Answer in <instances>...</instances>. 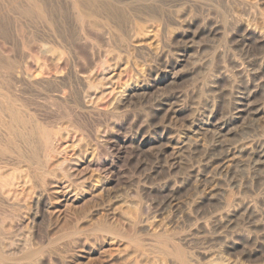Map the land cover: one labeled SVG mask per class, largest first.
<instances>
[{"label": "rangeland", "instance_id": "obj_1", "mask_svg": "<svg viewBox=\"0 0 264 264\" xmlns=\"http://www.w3.org/2000/svg\"><path fill=\"white\" fill-rule=\"evenodd\" d=\"M112 1H114V2H116L117 0H112ZM119 1H121V3L118 5V3H119ZM131 0H118V2H116L117 3V5H115V6H113L112 7V12L114 13V10H113V8L115 9V14H117V13H120L121 12V14L124 12V14L122 15L123 17H124V19H122L123 20V22H124V25L122 24L123 22H121L120 24L122 25V29H121V31L123 32V34H124V38L122 37V39H112L111 38V36H110V34H108V31L109 30H107V28H109V27H107V26H105V27H102V28H104L105 29V31L102 33V35H100V34H98L96 31H93V30H90V31H86V30H84L83 31V33L80 35V30L79 31H77V28L78 27H76V23H74L75 21H71V16H70V14H69V9H70V6H69V9L68 8H63V7H65L66 6V4L65 5H63V2H61V0H50V7H49V9H51V13L55 16H53V18H54V23L52 24V26L51 25H49V26H47V25H45V24H43L42 22H37V19H35V22H37V23H35L33 20L34 19H32V20H28L27 21V23L26 24H29V25H26V26H32V27H30V29L29 28H26V27H24V31L22 30V32H18V31H16V33H15V30H17L16 28V22H14V18L13 17H10L11 15H3V16H1L0 17V34H3L4 36L6 35V39H9V40H6V42H11V44H12V42L13 43H16V45H14L13 44V46H11V48H12V60H10L11 62H13V63H15V59H16V57H18L16 60L18 61L19 60V62H23V64H24V62H25V64H26V62L28 63V62H30V60H33L34 61V59L36 60L35 62H39L38 64L40 65L41 64V66H46L48 63H50V61H47L46 60V58H47V55L45 54V53H43L40 49H36V48H33V47H35V45H38V46H40L41 45V43L42 44H47V45H51V47H53L54 45V47L55 48H60V49H63V51H61L62 52V54H63V52H64V54H63V58H62V65H61V68H60V70H59V68H57L56 69V67L55 68H53V75H55L56 73V75H58V73L61 71V70H63L64 68H63V66L65 67V69H64V71H62V72H64V73H66V74H63L64 75V77H65V75H66V78L67 79H64L63 77H62V75H61V78L62 79H60L59 77H60V74H62L61 72L59 73V77L57 76L56 77V79L54 78V80H52V82L51 83H49V86H51V85H53V86H51V87H48V88H54L55 90H58V89H60V88H62V86H69L70 87V90L71 91H69V89H67L66 87H63V88H66L69 92H70V96H71V98L73 97V93L72 92H74V89H77L75 92H74V99L72 98V99H68L67 101L66 100H64V101H62L61 103H60V107H59V105H57L58 104V100H54V103L53 104H50V105H53L49 110L54 114V115H52V114H50L51 112L49 111V112H47V113H49L50 115L47 117L46 115H48V114H46L45 112L46 111H44V110H46V109H43V108H45L44 106H42L40 103V101H42V99L40 98V95H41V97H42V94L41 93H43V91L44 90H41L43 87L42 86H39L38 87V89H37V87H35V86H33V85H29L28 87L30 88V87H33V88H30L31 89V91H30V89L29 88H27V86L25 87V90H26V94H28L27 96H25L26 94L24 93H22L23 95H24V97L25 98H27L26 100H25V98L23 97V95H22V99H20L21 101H30V100H35L36 99V101L38 100L39 101V103H38V101L37 102H35V101H33L34 103H35V105H33V104H31L30 102V105H33L32 106V108L34 109V107H36V110L38 109V111H39V109H40V111L42 110V112L44 111V113H45V116L42 114V113H40V111L38 112V111H36L37 112V114H39L38 115V117L40 116V118H42L43 116H44V118L45 119H47V120H51V121H49L50 123L52 122V124H55L56 125V128H58V126H59V130H60V132H59V130L58 129H52V127L54 126L55 127V125H53L52 126V124L50 125L51 127H50V129H52V131L54 130V131H56L57 132V137H59V136H61V139H57V142H56V151L55 152H53L52 153V155H51V161L49 162V164H51V166L50 165H48V167L50 166V168L52 167V169L54 168V169H56V167H54V162L58 165V162H59V165H58V167H57V169L58 168H60V164H62V166H63V164H66L67 165V163H69L70 162V164H69V166L67 165H64L62 168H60V169H63L64 171H67V170H65V169H68V171H67V174H68V172H69V174H70V177H66V179L71 183V184H73V183H76V184H73V186L74 187H77L79 190L80 189H82V190H80L81 192H79V190H78V193L79 194H76L75 192H73L72 191V195H71V192L68 194V197L71 199V200H69V201H67V203L66 202H64V201H66V200H63L62 202H61V205H60V209L62 208V210H61V213H60V215H59V217L58 218H56L57 216H54V215H51V214H49L46 210H45V208H44V210H42L41 209V211H43V212H41L40 210H39V212H38V215L37 216H34L33 217V215L31 216V219L29 218L28 219V217L30 216V210L28 209V206H27V204L26 203H23V201H22V198L23 199H25L24 197H22L21 198V201L22 202H20V200H15L14 202H16L17 201V203H15V204H13V203H10L9 204V206H11L12 204L14 205V206H16L17 204H18V206H16V207H14L13 205L11 206V207H8V205L7 204H5V203H3L4 205H6L7 207H5V206H2L3 204L1 203V208H0V216L1 217H3V216H5V219H6V215H8L9 213H12L13 215L15 214L14 212H16V215H14V216H11L12 214H9L10 216H11V218L13 219V217L18 221H16L15 222V225H14V221L13 220H15V219H13L12 221H13V224H11L12 222H10V224H11V230H12V227L13 226H15V227H13L14 229H16L15 231H14V229L12 230V231H14L13 233H15L14 235V238L16 239V237L19 235V234H21L20 236H21V238L23 237V238H25V236L26 237H29V236H31L32 238H26V240H23V238L21 239L19 236V239H21L20 241L22 242V241H28V239H29V243L31 244V241H33V244L34 243H37V246H36V244L34 245V246H36V248L38 247V245H39V247H40V250H41V252L42 251H44L42 254L44 255H42V258H44L45 260H44V264H49L50 262H51V264H107L108 262L109 263H112V262H114V264H115V261H116V264L118 263V262H120V263H122V264H131L132 262H133V260H134V263L135 264H143V262L144 261H146L144 264H147V259L146 258H149V257H152L153 256V253L152 252H154V255L157 257V260L159 261V262H161V264L163 263V264H165L162 260H164L165 262H167V261H169V263H170V259H168V255L166 254V258L164 257V259H163V254H160L159 255V253H160V249H159V247L160 248H166V249H169L168 251V253L170 254L169 256L170 257H172V259H171V263L170 264H175L176 262H178L177 264H181V261L179 260V258L181 259V257H183V259H185L186 261H188V263L190 264L191 262L193 263V264H196V263H200V264H213V263H215V264H221V262H223V261H221V260H228V261H225V262H223V263H227V264H231V263H233L234 264V262H233V259H232V261H230L229 262V258H234V261H236V257H237V262H235V264L237 263V264H241V262L243 263V262H245V263H243V264H264V207L262 208V206H264V164H262V162L260 161V159H258V160H255V159H257V157H259L258 156V153L256 152L258 149L257 148H259V149H261L259 146H261V147H263V149H264V93L263 92H260V94L261 95H263L262 97H261V95L259 96V94L256 96V98H251V99H245L244 98V100L245 101H243L242 103L243 104H245V105H248L247 107H240V108H238L239 107V104H240V102H238V98L240 97L239 96V94H240V92L239 91H237L238 89H240V86H241V84H238V83H240V76H238L239 74L238 73H236L237 71L234 69L233 70V67H232V65L230 64V60L232 59V58H234V59H236L238 62H239V68H240V66H241V70L242 71H244L245 73H246V75H248V74H250L251 72H252V66L254 65L255 66V64L257 65V66H259V68L260 69H262L260 72L263 74V77H264V54H262L263 53V51H264V49H262L261 50V48H263L264 47V45H262V43H260V42H256L257 41V37L256 36H254V33H256L257 32V34H261V32H262V34H264V30L262 31L261 29H264V8L262 9V7L263 6H259L260 8H258L256 5V3L257 2H261V1H264V0H257V1H255V0H253V1H255V2H253V3H250L248 0H246L245 1V4H243V1L241 2L240 0H234V7L236 6L235 4H237L238 6H236L235 8L234 7H232L233 5H232V2H233V0H231L232 2H230L229 0H227L226 1V3L229 1L230 2V7H228V5H229V2L227 3V5H226V3H224L225 2V0H222V2L226 5L225 7H227V8H224V4L223 3H219V2H221V0L219 1V0H215V1H213V0H209V1H207V0H189L190 1V4H189V1L188 0H163V3L165 4V6H164V4H162V3H158V2H162V0H154V1H150L149 3L148 2H146L145 0H132V2L133 3H137V4H133L132 2H130ZM140 1V2H139ZM179 1H181V2H179ZM188 1V2H187ZM191 1H192V3H191ZM194 1V2H193ZM205 1V2H204ZM212 1V2H211ZM236 1L238 2H240L241 4H243V5H241L239 2L238 3H236ZM53 2V3H52ZM56 2V3H55ZM125 2H126V4H125ZM151 2H153L152 4H150ZM154 2H155V4H154ZM168 2H170L171 4H172V6L170 7V3H168ZM178 4H177V3ZM213 2H215V3H213ZM247 2V3H246ZM61 3V4H60ZM133 4V5H131V4ZM140 3V4H139ZM194 3V4H193ZM205 3V4H204ZM209 3V4H208ZM100 4V3H99ZM102 4H104V2H101V5ZM127 5V4H129V6L127 5V6H123L122 8H120L121 6L120 5ZM142 4V6L140 7V5ZM146 4V6H143V5H145ZM168 4H170V5H168ZM176 4V5H175ZM183 4V5H182ZM190 5L189 7H188V5ZM200 4V5H199ZM202 4L204 5V6H202ZM210 4H212V5H210ZM214 4L216 5L217 4V6H214ZM241 5V7H240V5ZM247 4H248V6L250 7H248L247 6ZM253 6H252V5ZM254 4H255V6H254ZM260 4H262V2L260 3ZM56 5H57V8H56ZM150 5L151 6V8L149 7L148 8V6ZM153 5V6H152ZM159 5V6H158ZM163 5V6H162ZM167 5V6H166ZM194 5V7H191V6H193ZM198 5V6H197ZM207 5V6H206ZM219 5V6H218ZM221 5H223L222 7H221ZM244 5H246V7L244 6ZM132 6V7H131ZM133 6H135V7H133ZM138 6H139V8H138ZM154 6H156L155 8H154ZM176 6H178V7H176ZM199 6H201L200 8H199ZM245 7V9L243 8V7ZM52 7V8H51ZM66 7H68V5L66 6ZM125 7V8H124ZM144 7L146 8H148V9H150V10H148L147 8H146V11H145V9H144ZM173 7V8H172ZM180 7H183V8H180ZM187 7L189 8V10H187ZM197 7V8H196ZM207 7V8H206ZM210 7H213V8H210ZM216 7V8H215ZM217 7H219L218 9H217ZM232 7V9H230ZM237 7H238V9H237ZM240 7V8H239ZM254 7V9L258 12V14H259V18H261L260 20L258 19V14H257V12L256 11H254L252 8ZM119 8V9H118ZM128 8L130 9V11L128 10ZM133 8V9H132ZM139 9V10H135V9ZM154 8V9H153ZM163 8H164V10H163ZM167 8H170V9H167ZM175 8H177V10H175ZM206 8V9H205ZM220 8H222V9H220ZM234 8V9H233ZM66 9H67V11H66ZM120 10V11H118V10ZM144 9V10H143ZM160 9V10H159ZM172 9V10H171ZM178 9H181V10H178ZM191 9H193V11L191 10ZM197 9V10H196ZM198 9H200V10H198ZM204 9V10H203ZM208 9V10H207ZM212 9V10H211ZM225 9H228V10H235V9H237V11H239V13L236 11H231L232 13V15L234 14V13H236L235 15H242V13H243V15L244 16H241V18L239 17V16H235V18H233L232 19V15H230V11H228V10H226V16H225V12H220V11H225ZM240 9V10H239ZM243 11H242V10ZM250 10L249 11V13H250V16L248 15V10ZM260 9V10H259ZM262 9V10H261ZM54 10V11H53ZM125 10H126V13H125ZM128 10V11H127ZM135 10V11H134ZM142 10V11H141ZM152 10V12L151 13H149L150 11ZM154 10H158L157 12H155ZM171 10V11H170ZM184 10L185 11H187V12H184ZM136 11H138V13L136 12ZM161 13H160V12ZM166 11H168V12H166ZM183 11V12H182ZM197 11V12H196ZM210 11V12H209ZM216 11H218V12H220V13H218V14H216V17L215 18H211V17H213V16H215V12ZM244 11L246 12V14L244 13ZM262 11V12H261ZM57 12V13H56ZM127 12H129V13H127ZM134 12H135V14H134ZM141 12H144V14L143 13H141ZM196 12V14L195 15H198V16H195L194 15V13ZM207 12V13H206ZM214 12V13H213ZM234 12V13H233ZM254 12H256V13H254ZM55 13V14H54ZM132 13V14H131ZM141 13V14H140ZM149 13V15L150 16H148L147 14ZM153 13V14H152ZM156 14V16H154L155 14ZM161 14V15H159L158 16V14ZM164 13H166V14H164ZM200 13V14H199ZM210 13H211V17H210ZM212 13H213V16H212ZM223 13V14H222ZM57 14H58V16H57ZM68 14V15H67ZM128 14V18L127 19H129L130 18V14L132 15L131 17H133L132 19L134 20V18H135V20H136V23H139L140 22V19H142L141 21L143 22V21H145V20H147L146 22H140L139 24L143 27V29H147V28H149V29H147L146 31H153L154 29H155V27L157 28V27H160L159 29L160 30H158V28L157 29H155V31H159V34H160V36H159V43L157 44V48H160L158 51H157V54H155V55H152L151 53H149V52H152V51H149L148 49H133L132 48V50H131V47H132V45H131V47L129 46L131 43H130V40H128V36L130 35V33L129 34H127L128 32H131V31H129V29H131V24L132 23H130V20H131V18H130V20H128L127 21V19H126V21H125V18H126V15ZM137 14H139V15H137ZM164 14V15H163ZM180 14V15H179ZM184 14V15H183ZM192 14H193V18H192ZM205 14H209V17H207L208 15H205ZM66 15V16H65ZM137 15V17H134V16H136ZM172 15V16H171ZM186 15V16H185ZM199 15H200V17H199ZM203 15H205V16H203ZM218 15V16H217ZM222 15V16H221ZM230 15V17H228ZM245 15H246V18L247 19H244L245 18ZM251 15H254L253 17L254 18H252V16ZM158 16V17H157ZM167 16V17H166ZM187 16H189L188 18H187ZM191 16V17H190ZM256 16H257V18H256ZM9 17V18H8ZM65 17V18H64ZM140 17V18H139ZM157 17V18H156ZM178 17V18H177ZM184 17V18H183ZM197 17V18H196ZM208 18V19H206V18ZM220 17V18H219ZM222 17H224L225 19L223 20V18ZM234 17V16H233ZM238 18V20L239 19H244V20H247V21H251V20H256L255 22H258V23H255L254 22V24L255 25H253V22H251V23H245V22H247V21H245V22H240L241 20H237V18ZM244 17V18H243ZM249 17V18H248ZM2 18V19H1ZM6 18V19H5ZM11 18H12V21H13V23L11 22ZM62 18H64V19H62ZM145 20H144V19ZM173 19V21H171L172 19ZM180 18V19H179ZM182 18H183V21H180V23L178 24V20H182ZM199 18V19H198ZM217 18V19H216ZM227 18H228V20H227ZM252 18V19H251ZM154 19H155V21H154ZM160 19H162V20H160ZM186 19V20H185ZM204 19H206L205 21H204ZM210 19V20H209ZM213 19H215V21L213 20ZM219 19V20H218ZM233 21H232V20ZM251 19V20H250ZM9 20V21H8ZM74 20V19H73ZM132 20V21H133ZM153 20V21H152ZM185 20V21H184ZM212 21V22H215V25H217L218 27H220V29H219V31H214V30H212V27H210V26H207V28L206 29H201L200 30V28H198V26L197 25H193L192 26V28H191V30L192 31H190V30H186V29H184L182 26V24H184L183 22H187V21H198L200 24H203V25H205L204 23H206L207 21ZM227 20V21H226ZM229 20H231L230 21V23H229ZM235 20V21H234ZM244 20H242V21H244ZM257 20H259V21H257ZM29 21H31V22H33V23H30ZM56 21V22H55ZM66 21V22H65ZM218 21V22H217ZM221 22V25H223V26H221L220 25V22ZM224 21H226V22H224ZM9 22V23H8ZM29 22V23H28ZM128 22H129V24H128ZM169 24H168V23ZM238 22V23H237ZM239 22H240V24H239ZM6 25H5V24ZM12 23V24H11ZM15 23V24H14ZM35 23V24H34ZM57 23V24H56ZM60 23V24H59ZM127 23V24H126ZM142 23V24H141ZM152 23V24H151ZM157 24V26L155 25V24ZM159 23H161V24H159ZM167 23V24H166ZM172 23V24H171ZM219 23V24H218ZM223 23V24H222ZM232 23V24H231ZM260 23H261V25H260ZM2 24V25H1ZM4 24V25H3ZM37 24V25H36ZM41 24V25H40ZM44 26H43V25ZM65 24V25H64ZM67 24V25H66ZM159 24V25H158ZM162 24H165L166 25V27H165V25H162ZM226 24H228L229 26H231V27H229V28H227V26H225ZM244 24L245 25H248V26H244ZM257 24H258V26L259 27H261V28H259V27H257ZM36 27H35V26ZM40 27H39V26ZM69 25V26H68ZM162 25V26H161ZM172 25V26H171ZM174 25H176V26H174ZM179 25H181V26H179ZM242 25V26H241ZM255 26L254 28H253V26ZM7 26H9V27H7ZM41 26H42V28H41ZM46 26V27H45ZM51 26V27H50ZM53 26H54V28H53ZM69 28H68V27ZM73 26V27H72ZM125 26H127L128 27V30H127V27L126 28H124ZM151 26H152V28H153V30L152 29H150L151 28ZM155 26V27H154ZM195 26H196V28H195ZM240 26H241V28H240ZM244 26V27H243ZM15 27V28H14ZM208 27H210V29L208 30ZM241 29V30H243V31H241L239 28ZM263 27V28H262ZM40 28V29H39ZM48 28H50V29H48ZM53 28V29H52ZM56 28V29H55ZM61 28H64L63 30L61 29ZM68 28V29H67ZM101 28V29H102ZM165 30H167V31H165ZM252 28V29H251ZM256 28V29H255ZM13 29V30H12ZM25 29H27V31L25 30ZM33 29H35V30H33ZM46 29H48L49 30V32H50V30H51V32L49 33L48 32V30H46ZM125 29V30H124ZM162 29V30H161ZM178 29V30H177ZM181 29H182V31L183 32H181ZM190 29V28H189ZM226 29L228 30V32L226 31ZM234 29H236V30H234ZM238 29V30H237ZM244 29H245V31H244ZM47 31V32H45V31ZM54 30V31H53ZM61 30V31H60ZM66 30V31H65ZM75 30V32L77 31V32H79L78 34H77V32L75 33V32H73L72 33V31H74ZM195 30V31H194ZM197 30V31H196ZM202 31L204 34H202V32H200V31ZM207 30H208V33H207ZM225 30V31H224ZM256 30V31H255ZM3 31V32H2ZM14 31V32H13ZM34 31V32H33ZM39 31V32H38ZM53 31V32H52ZM107 31V32H106ZM125 31V32H124ZM166 32V34H165V32ZM234 31V32H233ZM242 32V33H237V32ZM255 31V32H254ZM25 32H27V33H25ZM57 32V33H56ZM88 32V33H87ZM90 32V33H89ZM173 34H172V33ZM194 32H195V35H194ZM214 32V33H213ZM244 32V33H243ZM250 32V33H249ZM260 32V33H259ZM8 33V34H7ZM12 33V34H11ZM32 33V34H31ZM62 33V34H61ZM106 33V35H104ZM163 33V34H162ZM198 33V34H197ZM252 33H253V35H252ZM18 34H19V36H18ZM20 34H21V36H20ZM24 34V35H23ZM29 34H30V36H29ZM62 36H61V35ZM63 34H65V35H63ZM90 36V38H88L89 36ZM187 34V35H186ZM202 34V35H201ZM209 34V35H208ZM217 34V35H216ZM222 34V35H221ZM227 34V35H226ZM229 34H231V37L229 36ZM239 34H241V35H239ZM251 34V35H250ZM9 35H11V36H9ZM26 35V36H25ZM40 35V36H39ZM42 35V36H41ZM49 35V36H48ZM69 35V36H68ZM86 35V36H85ZM109 35V36H108ZM125 35H127V36H125ZM163 35V36H162ZM168 35V36H167ZM170 35H172L171 36V39L173 40V41H171V39H170ZM193 35V36H192ZM208 35V36H207ZM211 35V36H210ZM233 35V36H232ZM57 38H56V37ZM59 36V37H58ZM72 36V37H71ZM76 36L77 37H82V39H84V40H82L81 38H80V40L78 41V39L76 38ZM162 36V37H161ZM166 36V37H165ZM184 36V37H183ZM187 36V37H186ZM204 36H206V37H204ZM216 36V37H215ZM10 37V38H9ZM18 37V38H17ZM19 37L22 39L23 38V43H21V42H19V41H21V39L19 40ZM36 37V38H35ZM39 37V38H38ZM63 37V38H62ZM74 37V38H73ZM86 37H87V39H86ZM100 37V38H99ZM109 38V41H108V39H105V38ZM127 37V38H126ZM165 37V38H164ZM169 37V38H168ZM175 37V38H174ZM211 37H213V38H211ZM218 37V38H217ZM221 37V38H220ZM233 37V38H232ZM235 37V38H234ZM240 37V38H239ZM247 37H254L253 38V40H250V38H247ZM31 39V41L32 42H30V39ZM41 38V39H40ZM48 38V39H47ZM50 38V39H49ZM56 38V39H55ZM92 38V39H91ZM111 38V39H110ZM160 38H162V40L160 39ZM246 38V39H245ZM251 38V39H252ZM15 39V40H14ZM25 39V40H24ZM46 39L48 40V41H46ZM52 39V40H51ZM88 39H89V43L88 42H84V41H88ZM171 41H169V40ZM181 39V40H180ZM211 39V40H210ZM230 39V40H229ZM242 39H243V41H242ZM68 40V41H67ZM103 40H105V41H103ZM108 42H107V41ZM110 40H111V42H110ZM117 40H118V42H120V43H118L117 42ZM126 40V41H125ZM177 40V41H176ZM235 40V41H234ZM245 40V41H244ZM256 40V41H255ZM36 41V42H35ZM50 41V42H49ZM54 41V42H53ZM56 41V42H55ZM59 41V42H58ZM72 41V42H71ZM83 41V42H82ZM92 41V42H91ZM122 41V42H121ZM132 41V40H131ZM175 41V42H174ZM193 41V42H192ZM231 41V42H230ZM237 41V42H236ZM251 41H253V42H251ZM10 42L9 43H7L9 46H10ZM19 42V43H18ZM24 42H25V46H23L24 45ZM53 42V43H52ZM107 42V43H106ZM162 42H163V44H166V45H163L162 44ZM181 42H182V44H181ZM234 42V43H233ZM38 43V44H37ZM50 43V44H49ZM73 43V44H72ZM82 43H84V44H82ZM100 43V44H99ZM118 43V44H117ZM124 43H126V44H124ZM185 43V44H184ZM193 45H192V44ZM210 43V44H209ZM246 45H245V44ZM253 43H254V45H256V46H254L253 45ZM23 44V45H22ZM57 44H59V45H57ZM69 44V45H68ZM107 44H108V46H107ZM111 44V45H110ZM113 44H117V46H120V47H117V46H115L114 47V45ZM124 44V46L125 45H127V46H125V47H127V48H125V50L127 51V53H125L126 51L123 49V47H122V45ZM189 44V45H188ZM191 44V45H190ZM204 44V45H203ZM250 44H251V46H250ZM260 45V47H258L259 45ZM21 45V46H20ZM66 45V46H65ZM95 45H96V47H95ZM158 45H160V46H158ZM197 45V46H196ZM237 45V46H236ZM17 46H19V48H17ZM23 46V47H22ZM58 46V47H57ZM94 46V47H93ZM105 46V47H104ZM164 46V47H163ZM169 46V47H168ZM186 46H187V48H186ZM13 47L15 48V49H13ZM31 47V48H30ZM68 47V48H67ZM91 47V48H90ZM99 47V48H98ZM101 47V48H100ZM166 47H168L167 48V50H166ZM194 47V48H193ZM209 47V49H207ZM223 47V48H222ZM229 47V48H228ZM234 47V48H233ZM244 47V48H243ZM254 47H256L257 48V50H256V48H254ZM22 48V49H21ZM23 48L25 49H27L26 50V52L23 50ZM73 48V49H72ZM103 48H105V49H103ZM120 48H122V49H120ZM170 48V49H169ZM214 48V49H213ZM237 48H239V49H237ZM243 48V49H242ZM258 48L262 51V53H261V51L259 50L258 51ZM17 49V50H16ZM28 49H29V51H28ZM70 49V50H69ZM98 49V50H97ZM103 49V50H102ZM108 49V50H107ZM165 49V50H164ZM174 49V50H173ZM178 49V50H177ZM183 49V50H182ZM205 49V50H204ZM235 49H237L236 51H235ZM247 49V50H246ZM14 50V51H13ZM59 50V49H58ZM92 50V51H91ZM94 50V51H93ZM97 50V51H96ZM130 50H131V52L132 53H130ZM138 52H137V51ZM143 50V51H142ZM180 50H181V52H180ZM219 50V51H218ZM245 50V51H244ZM23 53H22V52ZM83 51V52H82ZM124 53H122V52ZM125 51V52H124ZM146 51L148 52V53H146ZM170 51H171V53H170ZM176 51V52H175ZM177 51H178V53H177ZM195 51V52H194ZM205 51H207V52H205ZM238 51V52H237ZM247 51V52H246ZM250 51V52H249ZM112 52V53H111ZM121 52V53H120ZM129 52V53H128ZM137 52V53H136ZM142 54H141V53ZM145 52V53H144ZM161 52V54L163 53L165 56H167V59H168V63L167 64H163L162 62H159L158 61V55H159V53ZM175 52V54H173ZM193 52H194V54H193ZM15 53V54H14ZM65 53H66V59H65ZM110 53V54H109ZM114 53V54H113ZM119 53V54H118ZM166 53V54H165ZM180 53V54H179ZM197 53V54H196ZM204 53V54H203ZM206 53L208 54V55H206ZM210 53V54H209ZM238 53V54H237ZM246 53V54H245ZM262 55H261V54ZM71 56H70V55ZM120 55V56H118V55ZM123 54V55H122ZM126 54V55H125ZM132 54V55H131ZM141 54V55H140ZM147 54H149V55H147ZM150 54H151V56H150ZM170 56H169V55ZM185 54V55H184ZM261 55V57H260V55ZM14 55V56H13ZM16 55V56H15ZM25 55V56H24ZM28 55V56H27ZM32 55V56H31ZM83 55V56H82ZM97 55H99V56H97ZM117 55V56H116ZM122 55V56H121ZM145 55V56H144ZM174 55V56H173ZM179 55V56H178ZM195 55V56H194ZM205 55V56H204ZM30 56V57H29ZM76 56V57H75ZM78 56V57H77ZM176 56V57H175ZM246 56V57H245ZM257 58H256V57ZM14 57V58H13ZM19 57H20V59H19ZM33 57V58H32ZM73 57H74V59H73ZM90 57V58H89ZM121 57H123V58H121ZM125 57V58H124ZM126 57H127V61H128V63H127V66L125 65L126 63L124 62V60L126 61ZM139 57V58H138ZM142 57V58H141ZM156 57H157V59H156ZM178 57V58H177ZM180 57L182 58V59H180ZM212 57V58H211ZM221 57V58H220ZM224 57V58H223ZM232 57V58H231ZM263 57V58H262ZM25 59V60H27V61H23V59ZM68 58V59H67ZM98 58V59H97ZM147 58H149L148 60H147ZM153 58V59H152ZM172 58V59H171ZM190 58V59H189ZM220 60V61H218V59ZM229 58V59H228ZM231 58V59H230ZM254 58H256V59H253ZM262 58V59H261ZM3 59H5V56H4V58ZM64 59L65 60H68V63H67V61L65 62L64 61ZM134 61H133V60ZM154 59H155V62H156V64H155V62H153L154 61ZM198 59V60H197ZM204 61H203V60ZM211 59H213V60H211ZM228 59V60H227ZM245 59V60H244ZM258 59V60H257ZM259 59H260V61H259ZM47 62H46V61ZM72 60V61H71ZM93 60V61H92ZM104 60V61H103ZM118 60H121V61H119V63H118ZM150 60H151V62H150ZM171 60V61H170ZM173 60V61H172ZM209 60V61H208ZM249 60V61H248ZM91 61V62H90ZM95 61H97V62H95ZM100 61V62H99ZM125 63H123V62ZM126 61V62H127ZM149 61V62H148ZM222 61V62H221ZM228 61H229V64H228ZM247 61V62H246ZM253 61V62H252ZM256 61V62H255ZM44 62H45V65H44ZM81 62H83V63H81ZM95 62V63H94ZM102 62V63H101ZM107 62V63H106ZM116 62H117V64H116ZM122 63V65H120L121 63ZM131 62V63H130ZM141 62V63H140ZM206 62H209V63H207L206 64ZM217 62H219L218 64H217ZM220 62H221V64H220ZM227 62V63H226ZM248 62H249V64H248ZM252 62V63H251ZM43 63V64H42ZM64 63V64H63ZM68 65H67V64ZM74 63V64H73ZM87 63H90V64H87ZM139 63V64H138ZM159 63V64H158ZM191 63V64H190ZM206 65H205V64ZM242 63V64H241ZM254 63V64H253ZM51 64V63H50ZM50 64H48L49 66H51ZM110 64V65H109ZM133 64V65H132ZM136 66H135V65ZM141 64V65H140ZM162 64V65H161ZM189 64V65H188ZM209 64V65H208ZM247 66H246V65ZM252 64V65H251ZM78 65V66H77ZM112 65H115V66H112ZM124 65V66H123ZM138 65V66H137ZM159 65V66H158ZM166 65V66H165ZM222 65V66H221ZM224 65V66H223ZM231 65V66H230ZM251 65V66H250ZM68 66V67H67ZM74 66V67H73ZM82 66V67H81ZM90 66V67H89ZM105 66V67H104ZM109 66H111L110 68H108ZM200 66V67H199ZM207 66V67H206ZM244 66V67H243ZM77 67V68H76ZM105 68V70H107V68H108V71H104L103 72V70H104V68ZM107 67V68H106ZM120 67V68H119ZM122 67H126L125 69H122ZM127 67H129V69H127ZM136 67H139V68H141L142 67V69H144L145 67H146V69L145 70H147V68L148 69H152V71L154 72L153 74H152V77L151 76H149V75H146V76H144V77H141V79L139 80V77H135V76H137V74H136ZM205 67V68H204ZM231 68V69H229V68ZM251 67V68H250ZM67 68V69H66ZM71 68V69H70ZM98 68V69H97ZM184 68V69H183ZM204 68V69H203ZM207 68V69H206ZM244 68V69H243ZM54 69L55 70H59L58 72H54ZM78 69V70H77ZM120 69V70H119ZM122 69V70H121ZM130 69H131V71H130ZM155 69V70H154ZM166 69V70H165ZM188 69H189V71H188ZM195 69V70H194ZM199 69V71H197ZM219 69H221V71L219 70ZM251 71L250 73H249V70ZM87 70V71H86ZM96 70H99V72L98 71H96ZM116 71V73H115V71ZM124 70V71H123ZM157 70V71H156ZM204 70V71H203ZM219 70V71H218ZM120 71V72H119ZM168 71V72H167ZM196 71V72H195ZM214 71H216V72H214ZM219 73H218V72ZM229 71V72H228ZM71 74H70V73ZM75 74H74V73ZM77 72V73H76ZM91 72V73H90ZM95 72H97V73H95ZM101 72V73H100ZM103 72V73H102ZM123 72V73H122ZM126 72H127V74H126ZM135 72V73H134ZM211 72V73H210ZM227 72V73H226ZM79 73H80V76H79ZM90 74L92 77H94L95 78V76L94 75H96V78H95V80H94V78H93V82L94 81H97L98 83H101L102 84V86H103V84H104V82H105V84H106V86H104V87H102V86H100V84H98L97 82H95V84L92 82V80H91V82H92V84H94L93 86H95L96 87V85L98 84L100 87L98 88V89H94L95 90V93H94V90L92 89V90H89V91H87L88 89L87 88H89L88 86H85V85H87L85 82H84V80H83V77L85 76V74ZM100 73V74H99ZM122 74V76L121 75H118V74ZM129 73V74H128ZM195 73V74H194ZM198 73V74H197ZM69 74V75H68ZM73 74H74V77H73ZM84 74V76H82ZM88 74V75H89ZM94 74V75H93ZM216 74H218V75H216ZM222 74H224V75H227L228 77H229V75H231L230 77H229V80H227V81H229V82H227V81H225L224 80V82H222L223 81V79L222 78H220L221 77V75ZM262 74H261V77H262ZM99 75H102V77L100 76L99 78H98V76ZM116 75H118L119 76V78L118 77H116ZM124 75V76H123ZM129 77H127V76ZM198 75V77L196 78V76ZM212 75V76H211ZM82 76V77H81ZM111 76V77H110ZM133 76V77H132ZM194 78H193V77ZM219 78H218V77ZM239 77V79H238V77ZM250 76V75H249ZM70 77H72V78H70ZM121 77V78H120ZM131 77V78H130ZM149 77V78H148ZM232 77V78H231ZM258 77H260V76H258ZM258 77L255 79V80H258V81H256L257 82V85H260V87L261 86H264V78L262 79L261 77V80H260V78L258 79ZM78 78V79H77ZM112 79V83H110V82H107V81H111V79ZM123 78V79H122ZM124 78H125V80H124ZM217 78V79H216ZM57 79L59 80H63V82L61 81L60 82V80L59 81H57ZM71 79V80H70ZM73 79H74V81H73ZM97 79H99V80H97ZM106 81H105V80ZM110 79V80H109ZM115 79V80H114ZM118 81H117V80ZM131 79V80H130ZM138 79V80H137ZM193 79V80H192ZM213 79H214V81H215V83L217 84H212V83H214V81H213ZM79 82H78V81ZM100 80H101V82H100ZM103 80V81H102ZM123 82H122V81ZM128 80H130L129 81V83L127 82ZM133 80V81H132ZM136 80V81H135ZM239 82H238V81ZM53 81H54V83H53ZM57 81V82H56ZM64 81H66V82H64ZM69 81V82H68ZM75 81H77V82H75ZM85 83H83V82ZM138 81V82H137ZM142 81V82H141ZM175 81V82H174ZM213 81V82H212ZM232 81V82H231ZM72 82V83H71ZM75 82V83H74ZM103 82V83H102ZM118 82V83H117ZM135 82V83H134ZM146 82V83H145ZM174 82V83H173ZM220 82V83H219ZM227 82V83H226ZM256 82H254V83H256ZM60 83V84H59ZM63 85H62V84ZM79 83V84H78ZM83 83V84H82ZM107 83H110L109 85L107 84ZM123 85H122V84ZM125 83H126V85H125ZM137 83V84H136ZM142 83V84H141ZM194 83V84H193ZM56 84H58V85H56ZM67 84H70V85H72L73 86V88L70 86V85H67ZM76 84V85H75ZM104 84V85H105ZM221 84H223V85H221ZM230 84V85H229ZM56 85V86H55ZM77 85H78V87H77ZM82 85V86H81ZM97 85V86H98ZM111 85V86H110ZM116 85V86H115ZM124 86V87H126L127 88V92H125L126 91V88H123L122 86ZM128 85H129V87H128ZM131 85L133 86V88L131 87ZM136 85V86H135ZM141 87H140V86ZM226 85V86H225ZM75 86V87H74ZM81 86V87H80ZM84 86V87H83ZM212 86V87H211ZM217 86H218V88H217ZM223 86L225 87V88H223ZM237 86V87H236ZM58 89H57V88ZM77 87V88H76ZM85 89V87H86V89L84 90L83 88ZM115 87V88H114ZM124 89H122V88ZM137 87V88H136ZM210 87V88H209ZM221 87V88H220ZM229 87V88H228ZM235 87V88H234ZM37 90H35V89ZM41 88V89H40ZM81 88H82V90H81ZM111 88V89H110ZM197 88V89H196ZM215 88V89H214ZM217 88V89H216ZM238 88V89H237ZM262 88H264V87H262ZM27 89H29L28 91H29V93H31L32 92V94L34 95V94H36V92H38L39 90V95L37 94V95H30L29 93H27L28 91H27ZM32 89H33V91H35L34 93H33V91H32ZM53 89V90H54ZM79 89V90H78ZM90 89V88H89ZM103 89V90H102ZM113 89H115L114 91H113ZM121 89V90H120ZM159 89V90H158ZM192 89V90H191ZM210 89H212V91H214L215 90V93L214 92H212L211 93V91H210ZM237 89V90H236ZM54 90V91H55ZM100 90H101V93H100ZM217 90V91H216ZM237 91V93H235L236 91ZM80 93V91H81V95L84 97L85 96V98H86V100L87 101H89V102H91V100H92V102H91V104H90V107H92V108H86V107H84L83 109H82V107L79 105V101H81V100H79L78 98L81 96V95H79V93ZM85 91H87V93H83V92H85ZM102 91H104V93H105V95L104 94H102L103 92ZM109 91V92H108ZM111 91V92H110ZM170 91V92H169ZM235 91V92H234ZM130 92V93H129ZM132 92V93H131ZM136 92V93H135ZM179 92V93H178ZM190 92V93H189ZM218 92V93H217ZM76 93L78 94V95H76ZM93 93H94V96H93ZM97 93V94H96ZM108 93V94H107ZM110 93L112 94V97H111V95H110ZM155 93V94H154ZM235 93V94H234ZM239 93V94H238ZM263 93V94H262ZM85 94V95H84ZM88 95V97H87V95ZM90 94H91V99H90ZM99 94V95H98ZM100 94H102V95H100ZM121 94V95H120ZM124 94H126L125 96L126 97H124L122 100H120V102L118 103L117 102V100L118 99H121L122 98V96L124 95ZM150 94V95H149ZM175 94V95H174ZM219 96H218V95ZM220 94L222 95V94H226V95H222L223 97H220ZM237 94V95H236ZM76 95V96H75ZM95 95L98 97V98H100V99H98L97 100V97H95ZM110 95V96H109ZM114 95H115V97H114ZM182 95V96H181ZM190 95V96H189ZM31 96H33V97H31ZM100 96V97H99ZM104 96V97H103ZM109 96V97H108ZM120 96H121V98H120ZM158 96V97H157ZM165 98H164V97ZM194 96H196V97H194ZM225 96V97H224ZM21 96H19V98H20ZM37 97V98H36ZM39 97V98H38ZM76 97V98H75ZM83 97H81V99L83 98ZM92 97H93V99H92ZM102 97V98H101ZM106 97V98H105ZM131 97H132V99H131ZM183 99H182V98ZM193 99H192V98ZM219 97H220V99H219ZM34 98V99H33ZM110 98H112V99H114L113 101H112V99H110ZM118 98V99H117ZM139 98V99H138ZM156 98V99H155ZM181 98V99H180ZM209 98V99H208ZM217 98V99H216ZM258 98H259V100H261L259 103H257L259 100H258ZM24 99V100H23ZM40 99V100H39ZM76 99V100H75ZM96 99V100H95ZM103 101H102V100ZM127 101H126V100ZM152 99V100H151ZM155 99V100H154ZM179 99L182 101H179ZM191 99V100H190ZM207 99V100H206ZM73 100H75V102H73ZM94 100V101H93ZM144 100H145V102H144ZM151 100V101H150ZM166 100V101H165ZM174 100H176V101H174ZM197 100V101H196ZM204 100H206V102L204 101ZM217 100V101H216ZM237 100V101H236ZM252 100V101H251ZM254 100H256L257 102V104L254 102ZM61 101V100H60ZM71 102L70 104H69V108H66L67 106H68V103L69 102ZM97 101H99V102H97ZM101 101V102H100ZM119 101V100H118ZM122 101H124V102H122ZM129 101V102H128ZM162 101H163V103H162ZM193 101V102H192ZM196 101V102H195ZM233 101V102H232ZM27 102V103H28ZM73 102V103H72ZM94 102H96V103H94ZM111 102V103H110ZM168 102V103H167ZM189 102V103H188ZM205 102V105L203 106V103ZM252 102H253V104H252ZM28 103V104H29ZM36 103H38L37 104V106L38 105H41V106H38V108H37V106H36ZM55 103H57L56 104V108H54V105H55ZM67 105H66V104ZM77 104L78 103V105H72V104ZM115 103V104H114ZM116 103L118 104L117 106H116ZM122 103H124V104H122ZM212 104V105H210V104ZM66 106H65V105ZM94 104H95V106H94ZM185 104V105H184ZM206 104H208V105H206ZM233 104V105H232ZM70 105L71 106H74V107H70ZM106 105H107V107H106ZM109 105V106H108ZM120 105V106H119ZM122 105V106H121ZM125 105V106H124ZM129 105V106H128ZM227 105V106H226ZM257 105H259V107L257 106ZM75 106H79V107H81L80 109L82 110H78L77 108H79V107H76V109H77V111L79 112H77L76 110H75ZM119 106V107H118ZM206 106V107H205ZM95 107V108H94ZM124 107V108H123ZM126 107V108H125ZM150 107V108H149ZM168 107V108H167ZM188 107H190V108H188ZM207 107H212L211 109L210 108H207ZM233 107V108H232ZM236 107H237V109L238 110H236ZM53 108H54V110H53ZM63 109L64 111L66 110L67 112H68V109H70V112H72L73 110V114L72 113H70V112H68L69 114L67 115V114H65L66 113V111L65 112H62V110L61 109ZM74 108V109H73ZM99 108V109H98ZM116 108V109H115ZM117 108H119V109H117ZM121 108V109H120ZM233 110H232V109ZM243 108V109H242ZM263 108V109H262ZM52 109V110H51ZM60 109V110H59ZM91 109V110H90ZM103 109H104V111H103ZM172 109V110H171ZM216 109V110H215ZM245 109V110H244ZM262 109V110H261ZM56 110H58V112L56 111ZM72 110V111H71ZM85 112H84V111ZM112 110V111H111ZM114 110H117V111H114ZM149 110V111H148ZM174 110V111H173ZM185 110V111H184ZM191 110V111H190ZM250 110V111H249ZM54 111V112H53ZM76 111V112H75ZM150 111H152V113L150 112ZM162 111V112H161ZM217 111V112H216ZM244 111V112H243ZM62 113V117H63V113H64V119L62 120V118L59 116L60 114H58V113ZM90 112V113H89ZM175 112V113H174ZM204 112V113H203ZM242 112V113H241ZM94 113V114H93ZM131 113V114H130ZM185 113V114H184ZM194 113V114H193ZM43 116H42V115ZM83 114V115H82ZM86 114V115H85ZM211 114V115H210ZM253 114V115H252ZM65 115H67V116H69L71 119H69L68 117H66ZM79 115V116H78ZM88 115V116H87ZM101 115V116H100ZM172 115V116H171ZM203 115V116H202ZM221 115V116H220ZM246 115V116H245ZM53 116V117H52ZM55 116H56V118H55ZM59 116V117H58ZM71 116H73V117H71ZM78 116V117H77ZM81 116V117H80ZM139 116V117H138ZM153 116V117H152ZM224 116V117H223ZM250 116V117H249ZM75 117V118H74ZM80 117V118H79ZM101 117V118H100ZM199 117V118H198ZM246 117V118H245ZM61 118V119H60ZM65 118H67L66 119V121H65ZM91 118V119H90ZM98 118V119H97ZM131 118V119H130ZM142 118V119H141ZM170 118V120H168ZM175 118V119H174ZM207 118V119H206ZM215 118V119H214ZM216 118H217V120H216ZM248 118H250V120L248 119ZM54 119V120H53ZM97 119V120H96ZM219 119V120H218ZM240 119V120H239ZM62 122H61V121ZM72 120V121H71ZM77 120V121H76ZM83 122H82V121ZM89 120V121H88ZM139 120V121H138ZM163 120V121H162ZM179 120V121H178ZM259 120V121H258ZM55 121V122H54ZM65 121V122H64ZM195 121V122H194ZM199 121V122H198ZM239 121V122H238ZM57 122H58V124H57ZM73 122V123H72ZM78 122V123H77ZM89 122V123H88ZM151 122V123H150ZM157 122V123H156ZM49 123V124H50ZM61 123H63V124H61ZM82 123V124H81ZM86 125H85V124ZM88 123V124H87ZM112 123V124H111ZM153 123V124H152ZM162 123V124H161ZM238 123V124H237ZM259 123V124H258ZM65 124H67V125H65ZM69 124V125H68ZM75 124V125H74ZM127 124H128V126H127ZM152 124V125H151ZM61 125H62V127H63V125H64V127H67V128H64V130H63V128H61ZM76 125H78V127L76 126ZM81 125V126H80ZM147 127H146V126ZM184 125V126H183ZM220 125V126H219ZM239 125V126H238ZM249 125V126H248ZM252 125V126H251ZM255 125L257 126V127H255ZM259 125V126H258ZM98 126V127H97ZM119 126V127H118ZM144 126V127H143ZM198 126V127H197ZM201 126V127H200ZM71 129H70V128ZM83 127H84V129H83ZM125 127V128H124ZM183 127V128H182ZM74 128V131L72 130ZM82 128V129H81ZM92 128V129H91ZM100 128V129H99ZM245 128V129H244ZM256 128V129H255ZM66 129V130H65ZM67 129H69L68 130V133H67V135L68 136H63L66 132H67ZM106 129V130H105ZM113 129V130H112ZM258 129V130H257ZM61 130H63V131H65V132H62ZM70 130H72L73 131V133H74V135H75V132L77 133V135H76V137H73V139H72V137H70V135H71V131ZM76 130V131H75ZM95 130V131H94ZM192 130V131H191ZM243 130V131H242ZM256 130V131H255ZM262 131L261 133H260V131ZM79 132V135H78V132ZM94 131V132H93ZM116 131V132H115ZM176 131V132H175ZM189 131V132H188ZM251 131V132H250ZM253 131V132H252ZM71 132V133H70ZM140 132V133H139ZM157 132V133H156ZM195 132V133H194ZM199 132V134H197ZM206 132V133H205ZM214 132V133H213ZM228 132V133H227ZM63 133V134H62ZM70 133V134H69ZM72 133V134H73ZM95 133H96V135H95ZM243 133V134H242ZM253 133H254V135H253ZM98 134V135H97ZM103 134V135H102ZM174 134V135H173ZM223 134V135H222ZM232 134V135H231ZM261 134V135H260ZM66 135V134H65ZM99 135H101V136H99ZM202 135V136H201ZM232 137H231V136ZM260 135V136H259ZM64 138H63V137ZM72 136V135H71ZM79 136V137H78ZM95 136V137H94ZM98 136V137H97ZM161 136V137H160ZM167 136V137H166ZM198 136V137H197ZM235 136V137H234ZM244 136V137H243ZM249 136V137H248ZM261 136H263V137H261ZM65 137H66V140H65ZM68 137H70L72 140H69L70 138H68ZM78 137V138H77ZM81 137V138H80ZM102 137V138H101ZM179 137V138H178ZM191 137V138H190ZM200 137V138H199ZM213 137V138H212ZM227 137V138H226ZM74 138H75V140H74ZM211 138V139H210ZM234 138V139H233ZM240 138V139H239ZM246 138V139H245ZM249 138V139H248ZM253 138V139H252ZM63 139V140H62ZM83 140V143H81V141ZM98 141H97V140ZM106 139V140H105ZM196 139V140H195ZM213 139V140H212ZM220 139V140H219ZM222 139V140H221ZM60 140V141H59ZM76 140L78 141V140H80V141H78V142H80L81 144H84L85 142H87V145H79V144H77V142H76ZM86 140V141H85ZM101 140V141H100ZM109 140V141H108ZM187 140V141H186ZM197 140H198V142H197ZM257 140H258V142H257ZM261 140V141H260ZM66 141V142H65ZM70 141H72V144H71V142ZM117 141V142H116ZM169 141V142H168ZM182 141V142H181ZM189 141V142H188ZM190 141H192L193 143V145H195V146H198L199 145V147H204L203 146V144H205V145H207V147H217V146H221V147H223V148H226V150L225 151H222V152H217V154H216V152L215 153H213V156L215 157V158H213V156H210V160H209V158H208V160H209V162L208 161H205V157H203V154H202V156H201V152H199V150H197V149H195V148H187L186 147V149H185V145H188L189 143H191ZM219 141V142H218ZM230 141V142H229ZM231 141H233V142H231ZM251 141H252V143H251ZM61 142V143H60ZM70 142V143H69ZM74 142H76V144H75V146H76V148H74L75 146L73 145V143ZM89 142H90V145H89ZM187 142V143H186ZM195 142V143H194ZM197 142V143H196ZM210 142V143H209ZM217 142V143H216ZM226 142V143H225ZM234 142H235V144H236V142H238L236 145L234 144ZM247 142H248V144H247ZM250 142V143H249ZM67 143H68V145H67ZM115 143V144H114ZM165 143V144H164ZM170 143V144H169ZM216 143V144H215ZM219 143H221V144H219ZM223 143V144H222ZM243 143V144H242ZM263 143V146L262 145H259V144H262ZM62 144H64V145H62ZM94 144V145H93ZM103 144V145H102ZM107 144V145H106ZM200 144L202 145V146H200ZM208 144H210L209 146H208ZM227 146V147H225V145ZM233 144V145H232ZM239 144V145H238ZM248 146L249 148H251V150L250 151H252V150H254V148L255 147H257L253 152H251V154H249V156H250V158H253L252 160H250V158H249V156L245 159V157L243 156V157H241V159L239 158V151H238V149L240 148L241 149V147L242 146ZM63 148V149H59V148H61L60 146ZM67 145V146H66ZM70 145V146H69ZM71 145H72V147H71ZM89 145V146H88ZM132 145V146H131ZM134 145V146H133ZM171 145H172V147H171ZM213 145V146H212ZM238 145V146H237ZM257 145V146H256ZM259 145V146H258ZM59 146V147H58ZM66 146V147H65ZM82 146H83V148H84V150H83V148H82ZM93 148H92V147ZM104 146V147H103ZM131 146V147H130ZM230 146V147H229ZM253 146V147H252ZM68 147V148H67ZM69 147H71V148H73L74 149V152H73V150L71 151V148H69ZM80 147H81V149H80ZM91 147V148H90ZM139 147V148H138ZM156 147H157V149H156ZM180 147V149H178ZM182 147V148H181ZM135 148V149H134ZM160 148V149H159ZM59 151H58V150ZM80 149V150H79ZM91 150L92 149V151H88V150ZM109 149V150H108ZM185 151H184V150ZM193 149H195V150H193ZM230 150V151H227V150ZM231 149H234V150H232L231 151ZM263 149H261L262 151H264ZM77 150H79V151H77ZM86 150V152H83V151H85ZM99 150V151H98ZM104 152H103V151ZM128 150V151H127ZM175 150V151H174ZM177 150H178V152H177ZM193 150V151H192ZM81 151V152H80ZM94 151V152H93ZM119 151V152H118ZM160 151V152H159ZM180 151H182L183 152V154L180 152ZM227 151V152H226ZM238 151V152H237ZM75 152H76V154H75ZM77 152H78V154H79V152L80 153H82V155H81V158H80V161L76 164L75 162H73V161H75V159H73L76 155H77ZM88 152V153H87ZM92 152V153H91ZM100 152H101V154H100ZM123 152V153H122ZM128 152V153H127ZM129 152H131V153H129ZM155 152V153H154ZM159 152V153H158ZM165 152V153H164ZM177 152V153H176ZM186 154H185V153ZM229 152V153H228ZM67 153H70V155L69 154H67ZM72 153V154H71ZM75 155H74V154ZM93 154L94 156L92 157V155L91 154ZM171 153V154H170ZM190 153V154H189ZM200 153V154H199ZM220 153H223V155H221ZM225 153H227V154H225ZM237 153V154H236ZM255 153V154H254ZM256 153H257V155H256ZM83 154H84V158H83ZM97 154V155H96ZM104 154V155H103ZM2 154H0V156H1ZM4 155V154H3ZM2 155V156H3ZM7 155H9V153L8 154H5L4 156H3V158H1L0 157V161L3 159V161L6 163V161H7V163L6 164H9V165H6L3 161H1V163H0V166H2V167H0L1 168V173L4 175V176H6V178H7V180H14V182L13 183H17V182H15V177L13 176V175H15V174H19L21 171L23 172H21L23 175L24 174H26V172H28V174H26V175H28V176H26V177H28L29 178V171H30V168L28 169V165H27V163H25L24 162V160H22V159H19V158H16V160H15V162L17 163V164H19V163H22V162H19V161H23L25 164V166L23 165V164H19L18 166H19V168H18V166H14L15 165V162H14V158L13 157H15V155L14 156H11V155H9V156H7ZM88 155V156H87ZM135 155V156H134ZM172 155V156H171ZM174 155H176V156H174ZM216 155H219V156H216ZM228 157H226V156ZM232 155L234 156V159H233V157H232ZM238 157H237V156ZM7 156V157H6ZM65 156V157H64ZM72 156H74V157H72ZM171 156V157H170ZM177 156H178V158H177ZM236 156V157H235ZM252 156V157H251ZM8 157H10V158H8ZM56 157H57V159H56ZM70 157L72 158V159H70ZM96 157V158H95ZM104 157V158H103ZM152 157V158H151ZM163 157V158H162ZM216 157H219V158H216ZM231 157V158H230ZM62 158H65V159H62ZM84 160H83V159ZM92 158V159H91ZM97 158H98V161H97ZM189 158V159H188ZM212 158V159H211ZM230 158V159H229ZM240 160L239 162L240 163H235L236 165H237V167H236V165L234 164V161L236 162H238V159ZM6 161H5V160ZM7 159H9V160H7ZM69 160V162H67V160ZM95 159V160H94ZM161 159V160H160ZM183 161H182V160ZM204 161H203V160ZM220 161H219V160ZM227 159V160H226ZM229 159V160H228ZM243 159V162H244V164H242V160ZM14 162V164H13V162ZM58 160V161H57ZM60 160H61V162H60ZM65 160V161H64ZM87 160V161H86ZM89 160V161H88ZM92 160V161H91ZM214 160V161H213ZM218 160V161H217ZM224 160H225V162H224ZM231 160H234V161H231ZM245 160H247V163H246V161ZM54 161V162H53ZM62 161H64V162H62ZM98 163H97V162ZM102 161V162H101ZM158 161V162H157ZM186 161V162H185ZM217 161V162H216ZM221 161H223V162H221ZM227 161V162H226ZM257 161V162H256ZM260 161V162H259ZM9 162V163H8ZM10 162H12V163H10ZM19 162V163H18ZM73 162V163H72ZM90 162V163H89ZM200 162H201V164H200ZM208 162V165H211L212 166V168H211V166H209L210 168H209V170L208 171H210V172H206V171H204V168L202 167L204 164H206ZM215 162H216V164H217V166L219 165V164H221V165H219L218 167L216 166V164H215ZM232 162V163H231ZM53 163V164H52ZM72 163V164H71ZM74 163H75V165H74ZM164 163V164H163ZM219 163V164H218ZM227 163H229V164H227ZM11 164H12V166H11ZM90 164V165H89ZM97 164V165H96ZM116 164V165H115ZM162 164H163V166H162ZM186 164V165H185ZM232 164V165H231ZM234 164V165H233ZM238 164H240L239 166H238ZM242 164V165H241ZM257 164V165H256ZM6 165V167L7 168H5L4 166ZM57 165H55V166H57ZM88 165V166H87ZM213 165H215V166H213ZM224 165V166H223ZM229 165V167H227V166ZM9 166V167H8ZM22 166V167H21ZM24 166V167H23ZM26 166H28V167H26ZM75 166V167H74ZM91 166V167H90ZM94 166H95V168H94ZM170 166V167H169ZM188 166H191V167H189V169L187 168ZM234 166V167H233ZM241 166H243V167H241ZM246 168H245V167ZM21 167V168H20ZM67 167V168H66ZM69 167V168H68ZM73 167V168H72ZM77 167V168H76ZM86 167V168H85ZM88 167V168H87ZM198 167V168H197ZM201 167H202V169H201ZM215 167H217V169H215V172H217V175H216V173L214 172V169L213 168H215ZM221 167V168H220ZM226 167H227V169H226ZM231 167V168H230ZM25 168H27V169H25ZM93 168V169H92ZM105 170H103V169ZM179 168V170H177ZM186 168V169H185ZM219 168V169H218ZM231 170H230V169ZM243 168H245V169H242ZM6 169V170H5ZM10 169V170H9ZM13 169V170H12ZM18 171H17V170ZM55 170V172L58 174V175H62L63 174V176L66 174V172H63V170H61V172L59 171V170ZM97 169V170H96ZM161 169V170H160ZM164 169V170H163ZM175 169V170H174ZM186 171H185V170ZM194 169H196V170H194ZM212 169V170H211ZM229 169V170H228ZM233 169V170H232ZM234 169H240L241 170V174H243V175H241L239 172V170H237L236 171V174H235V170ZM258 169H259V171H258ZM4 170V171H3ZM27 170V171H26ZM29 170V171H28ZM76 170V171H75ZM83 170V171H82ZM107 170V171H106ZM156 170V171H155ZM218 170V171H217ZM225 170V171H224ZM226 170H227V172H226ZM248 171V172H246L245 174H244V172L245 171ZM260 170H262V171H260ZM26 171V172H25ZM92 173H91V172ZM96 171V172H95ZM99 171H101V173L99 172ZM164 171V172H163ZM222 171V172H221ZM229 171V172H228ZM231 171V172H230ZM234 173H233V172ZM13 172H14V174H13ZM19 172V173H18ZM71 172H73L72 174L73 175H71ZM78 172V173H77ZM103 172V173H102ZM160 172V173H159ZM182 172V173H181ZM12 175H11V174ZM65 173V174H64ZM76 175H75V174ZM152 173V174H151ZM166 173V174H165ZM170 173H171V175H170ZM173 173V174H172ZM181 173V174H180ZM193 173V174H192ZM205 173H207L206 175H205ZM208 173H210L211 175H209ZM215 174L216 176H214L213 174ZM219 173V174H218ZM239 173V174H238ZM253 173V174H252ZM2 174H0V175H2ZM22 174H19L18 176H16V178L17 177H19V178H23L24 180L26 179V178H24L25 176H22ZM87 174V175H86ZM226 174V175H225ZM232 174V175H231ZM2 175V176H3ZM9 175H11V176H9ZM20 175H21V177H20ZM75 175V176H74ZM80 175V176H79ZM208 175V176H207ZM213 175V179H211L212 176ZM245 175V176H244ZM251 175V176H250ZM259 175V176H258ZM1 176V177H2ZM2 177L3 179L5 178V177ZM9 178H8V177ZM12 176H13V178H12ZM65 176H67V175H65ZM74 177V178H72L71 179V177ZM160 177V179H159V177ZM196 176V177H195ZM255 176H256V178H255ZM261 176V177H260ZM11 177V178H10ZM31 177H33V176H31L30 175V180L31 181H33L35 178L33 177L32 179H31ZM132 177V178H131ZM152 177V178H151ZM155 177V178H154ZM211 177V178H210ZM237 177V178H236ZM246 177V178H245ZM5 178V179H6ZM20 179V181L21 182H23L24 184H27L28 182H30L31 183V181L29 180L28 181V179H26V183H25V181L23 180V179ZM96 178H97V180H96ZM205 178V179H204ZM206 178H210L211 179V181H210V179L209 180H207ZM221 180H220V179ZM240 178V179H239ZM260 178H262L261 179V181H259L260 180ZM71 179V180H70ZM78 179V180H77ZM83 179L85 180V182H82L83 181ZM153 179V180H152ZM156 179V180H155ZM187 179V180H186ZM217 179H218V181H217ZM235 179V180H234ZM246 179V180H245ZM11 180V181H12ZM18 181H19V179H17ZM76 180V181H75ZM80 180H81V182H80ZM134 180H135V182H134ZM170 180V181H169ZM196 180V181H195ZM213 180V181H212ZM28 181V182H27ZM35 181H36V179H35ZM35 181H33V183L35 182ZM71 181H73V183L71 182ZM99 181V182H98ZM153 181V182H152ZM155 181V182H154ZM172 181V182H171ZM195 181V182H194ZM207 181H210V182H208L207 183ZM214 181H217V182H214ZM221 181V182H220ZM235 181H238V183L237 182H235ZM245 181H247L246 183H245ZM63 182V181H62ZM90 182V183H89ZM101 182V183H100ZM171 182V183H170ZM174 182V183H173ZM182 182V183H181ZM193 182V183H192ZM199 182V183H198ZM218 182H220V184L218 183ZM235 182V183H234ZM256 182V183H255ZM79 183V184H78ZM95 183H96V185H95ZM133 183V184H132ZM192 183V184H191ZM215 185H214V184ZM222 183H223V185H222ZM225 183V184H224ZM237 183V184H236ZM245 183V184H244ZM18 185L19 184H22V183H17ZM16 184V185H17ZM22 185V186H25V185ZM29 184V183H28ZM35 184H37V183H35ZM80 184H81V187L79 188L78 187V185L80 186ZM91 186H90V185ZM171 184V185H170ZM188 184V185H187ZM206 184V185H205ZM217 184V185H216ZM255 184V185H254ZM258 186H257V185ZM17 185V186H18ZM61 185H63V183L61 184ZM88 187H87V186ZM132 185V186H131ZM153 185V186H152ZM175 185V186H174ZM196 185H197V187H196ZM201 185V186H200ZM225 185H227V186H225ZM235 185H237V186H235ZM247 185V186H246ZM17 186H15V187H17ZM99 186V187H98ZM101 186H103V187H101ZM135 186V187H134ZM173 186V187H172ZM218 186V187H217ZM233 186V187H232ZM84 187V188H83ZM129 187V188H128ZM143 187V188H142ZM183 187H184V189H183ZM189 187V188H188ZM196 187V188H195ZM216 187V188H215ZM221 187V188H220ZM238 187V188H237ZM258 187V188H257ZM13 188V187H12ZM101 188V189H100ZM113 188V189H112ZM201 188V189H200ZM202 188H203V190H202ZM209 188V189H208ZM218 188L220 189V190H218ZM255 190H254V189ZM15 189V188H14ZM84 189H86V190H84ZM88 189V190H87ZM90 189H91V191H90ZM103 189V190H102ZM119 189H121V190H119ZM131 189V190H130ZM140 189H141V191H140ZM236 189V190H235ZM251 189V190H250ZM258 189V190H257ZM260 189V190H259ZM263 189V190H262ZM116 190V191H115ZM168 190V191H167ZM173 190V191H172ZM222 190H229V193H230V198H228V197H226L225 199H221V201H222V203H221V205H222V207H219V205H220V203L218 204V203H213V202H206V201H208L207 200V196H211V195H213L215 192H217L218 191V193H219V191H222ZM239 190V191H238ZM248 190V191H247ZM83 191V192H82ZM87 191V192H86ZM90 191V192H89ZM100 191H101V193H100ZM105 191V192H104ZM119 191V192H118ZM161 191V192H160ZM181 191V192H180ZM200 191H201V193H200ZM236 191H237V193H236ZM244 191H247V192H244ZM104 192V193H103ZM124 192H125V194L127 195V196H124L125 194H124ZM213 192V193H212ZM245 193V194H243V193ZM81 193V194H80ZM123 193V194H122ZM129 193H131L132 194V196L133 197H128L129 196ZM172 194V196H171V194ZM218 193H215V194H218ZM248 193V194H247ZM252 193V194H251ZM90 194V195H89ZM92 194H95V195H93V196H91ZM97 194V195H96ZM99 194V195H98ZM103 196H102V195ZM119 196H118V195ZM121 194V195H120ZM131 194H130V196H131ZM136 194V195H135ZM157 194V195H156ZM236 194V195H235ZM242 194V195H241ZM254 194V195H253ZM75 195V196H74ZM79 195V196H78ZM114 195V196H113ZM161 195V196H160ZM245 195V196H244ZM72 196V197H71ZM86 196V197H85ZM90 196H91V198H90ZM98 198H97V197ZM100 196V197H99ZM124 196V199H126L127 201L128 200H130L129 201V203L127 204L126 202V200L125 201H123L124 199L122 198ZM200 196V197H199ZM74 197V198H73ZM84 197V198H83ZM117 197V198H116ZM130 198V199H128V198ZM135 197V198H134ZM138 197V198H137ZM165 197H166V199H165ZM232 197V198H231ZM26 198H29V196H26ZM90 198V199H89ZM103 198V199H102ZM111 200H110V199ZM119 198L121 199V201L119 200ZM134 200H133V199ZM136 198H137V201H135L136 200ZM172 198V199H171ZM198 198V199H197ZM228 198V199H227ZM245 198V199H244ZM263 198V199H262ZM105 199V200H104ZM107 199V200H106ZM152 199V200H151ZM175 199H177V200H175ZM202 201H201V200ZM227 199V200H226ZM232 199V200H231ZM241 199V200H240ZM258 201H257V200ZM260 199V200H259ZM26 201H24V202H29V200L28 199H25ZM83 200V201H82ZM113 200V201H112ZM239 200V201H238ZM249 200V201H248ZM108 201V202H107ZM145 201H147V202H145ZM153 201V202H152ZM168 201H169V203H168ZM234 201V202H233ZM237 201V202H236ZM21 204H20V203ZM71 202V203H70ZM89 202H90V204H89ZM110 202V203H109ZM123 202L125 203V205L123 204ZM132 204H131V203ZM158 202V203H157ZM177 202V203H176ZM239 202V203H238ZM242 202H243V204H242ZM263 202V203H262ZM30 203V202H29ZM63 203V204H62ZM70 203V205H68ZM88 203V204H87ZM94 203V204H93ZM121 203V208L123 209H125V210H127L125 213L124 212H122L121 210V208H120V206H119V204ZM134 203V204H133ZM137 203V205H136V207L134 206L135 204ZM161 203V204H160ZM169 205H168V204ZM224 203V204H223ZM246 203H247V205H246ZM259 203V204H258ZM20 204V205H19ZM73 204H74V206H73ZM113 204L116 206H113ZM124 205V207H122L123 205ZM167 204V205H166ZM179 204V205H178ZM181 204V205H180ZM184 204V205H183ZM210 204V205H209ZM218 204V205H217ZM226 204V205H225ZM233 204H236V205H233ZM248 204H250V205H248ZM23 205V207L25 208L24 209V211H23V208L22 207H20V206H22ZM25 205V206H24ZM66 205V206H65ZM127 205V206H126ZM131 205L132 206H134L133 208L131 207ZM145 207H144V206ZM152 205V206H151ZM159 205V206H158ZM195 205V206H194ZM213 205V206H212ZM220 205V206H221ZM225 205V206H224ZM239 205V206H238ZM242 205H243V207H242ZM245 205V206H244ZM63 206H65V209L67 210V212L65 213V211L66 210H64V207ZM68 206H70V207H68ZM71 206H72V208H74V210H75V212H77L76 214H78V213H80V214H78V216L75 214V212H74V210H72L71 211ZM111 208H110V207ZM119 206V207H118ZM129 206V207H128ZM183 206V207H182ZM200 206V207H199ZM208 206V207H207ZM232 206V207H231ZM246 206H247V208H248V210L246 211L245 209H247L246 208ZM250 206H252V207H250ZM261 206V207H260ZM13 207H14V209H16L17 211H15L14 209H13ZM17 207L19 208L20 207V213H24L25 212V210H27L26 211V213L28 212V214H29V216H28V214H26L25 213V215L27 216H24L23 217V215H22V217L25 219H23V220H21V216H20V214H18L19 213V210L17 209ZM106 207H108V208H106ZM114 207V208H113ZM125 207H128L129 208V211H128V209H126ZM130 207L132 208V209H134V208H136V209H134L133 210V212L135 213L136 211V213L134 214V215H136V218H135V225L133 226V227H131V228H129L130 229V231H129V229H128V231L127 232H129V233H127V235H125L126 233H124L126 230L124 229V228H126V226L124 227V225L123 224H120V222L121 221H119V219L120 218H118L117 219V222L115 221V217H120L122 214L123 215H125L126 217H128V215H129V217L128 218H130V217H132L131 219H134L133 217H135V216H132L133 215V212L131 213V209H130ZM143 207H144V210H143ZM185 207V208H184ZM196 207H197V209H196ZM203 207V208H202ZM217 207H219V208H217ZM245 207V208H244ZM257 207H259L258 209H257ZM4 208H6V209H4ZM13 210H12V209ZM21 208H22V211H21ZM85 208V209H84ZM119 208V209H118ZM140 208V209H139ZM154 208V209H153ZM162 208V209H161ZM164 208V209H163ZM192 208H193V210H192ZM213 208V209H212ZM243 208H244V211H245V214H244V211L242 212V210H243ZM254 209V211L257 213V219H253V218H250L248 215H249V210L250 209ZM82 209V210H81ZM110 209V210H109ZM112 209V210H111ZM116 209V210H115ZM123 209V210H124ZM138 209V210H137ZM151 209V210H150ZM153 209V210H152ZM5 210H12V211H10L9 213H6L5 212ZM85 212H84V211ZM102 210H103V212L104 213H106V214H104V215H102ZM113 210L114 211H116V212H113ZM187 210H188V212H187ZM211 210H212V212H211ZM232 210V211H231ZM259 210V211H258ZM3 211V212H2ZM14 211V212H13ZM70 211V212H69ZM108 211V212H107ZM118 211V212H117ZM142 211H145V212H142ZM162 211V212H161ZM197 211H198V213H197ZM203 211V212H202ZM209 211V212H208ZM233 211H235V212H233ZM1 212H2V215H1ZM47 212V213H46ZM63 212V213H62ZM74 212V213H73ZM110 212V214H112V212L114 213V217L112 216V215H110V214H108ZM127 212H129V213H131V214H129L128 213V215H127ZM155 212V213H154ZM194 212H195V214L196 215H194ZM202 212V213H201ZM205 212V213H204ZM208 212V213H207ZM211 212V213H210ZM241 212V213H240ZM248 214H247V213ZM263 212V213H262ZM3 213L4 214H6V215H3ZM46 213V214H45ZM68 213V214H67ZM69 213L71 214V216H69ZM92 213V214H91ZM119 213V214H118ZM149 213V214H148ZM157 213V214H156ZM167 213V215H165ZM180 213V214H179ZM190 215L189 216V218L190 219H188L187 217H186V215ZM235 213V214H234ZM259 213H260V215H259ZM62 214H64V215H62ZM118 214V215H117ZM121 214V215H120ZM142 214V215H141ZM143 214H145V215H143ZM150 214H151V216H150ZM160 214V215H159ZM161 214H162V216H161ZM183 214V215H182ZM200 214H201V216H200ZM203 214V215H202ZM228 214H230V215H228ZM8 215V216H9ZM19 216V218H18V216ZM40 215V216H39ZM65 215H67L65 218L63 217V216H65ZM74 215V216H73ZM85 215V216H84ZM102 215V222H101V218H99L100 216ZM105 215H106V218H105ZM120 215V216H119ZM219 215V216H218ZM222 215H223V217H222ZM241 215V216H240ZM9 216V217H10ZM43 216V217H42ZM99 216V217H98ZM112 216V217H111ZM143 216H145V218L143 217ZM159 216V217H158ZM165 216V217H164ZM175 218H174V217ZM231 216V217H230ZM246 216V217H245ZM17 217V218H16ZM55 218L57 221H55V220H52L53 218ZM68 217V218H67ZM69 217H71V219H69ZM83 217V218H82ZM87 217H90L89 219L87 218ZM91 217H92V219H91ZM143 217V218H142ZM147 217V218H146ZM151 217V218H150ZM152 217L153 218H155L154 220L156 221V219L160 222V219L162 218V220H161V225H162V227L160 228V229H156L155 228V230H158V232H156L155 234H154V232H152L153 234H150L149 232L150 231H152V229H154L153 227H155V221L152 219ZM198 217V218H197ZM219 217V218H218ZM244 217V218H243ZM11 218H10V220H11ZM43 218V219H42ZM60 218V220H58ZM68 219V221H70V222H66L67 221V219ZM73 218V219H72ZM78 218V219H77ZM80 218V219H79ZM105 218V219H104ZM112 218V219H111ZM115 218V219H114ZM143 220H142V219ZM166 218V219H165ZM178 218V219H177ZM187 218V219H186ZM193 218V219H192ZM226 219L225 221H224V219ZM234 218V219H233ZM238 218V219H237ZM240 218V219H239ZM243 218V219H242ZM8 220H9V218H7ZM7 219H6V221H7ZM27 219V220H26ZM33 219V220H32ZM66 219V220H65ZM76 221H75V220ZM85 219H86V221H85ZM149 219V221H147ZM202 219V220H201ZM215 219H216V221H215ZM221 219V220H220ZM231 221H230V220ZM251 219H253L254 221L256 220V222H254L253 220H251ZM63 220V221H62ZM81 220V221H80ZM88 220H90V222H91V224H89L90 222H88ZM96 221V223L95 222H92V221ZM99 222H98V221ZM105 220V221H104ZM108 220H111V222L110 221H108ZM137 220V221H136ZM142 220V221H141ZM145 220H146V222H147V228L149 227L150 228V230H149V228H148V232L146 231V222H145ZM152 220V221H151ZM173 220V221H172ZM178 220V221H177ZM189 220V221H188ZM192 220V221H191ZM200 220V221H199ZM217 220L218 221H221V223H222V229L223 230H221L220 228L221 227H219L218 225H217ZM247 220H248V222H247ZM263 220V221H262ZM19 221H21V223L22 224H20L19 223ZM30 221V222H29ZM35 223H33V222ZM36 221V222H35ZM73 221V222H72ZM76 223H75V222ZM83 221H84V224H86V225H82V223H83ZM104 221V222H103ZM108 221V222H107ZM141 221V222H140ZM150 221H151V223L153 224H151V226L152 227H150L149 225H150ZM154 221V222H153ZM209 221V222H208ZM225 223H224V222ZM25 222V223H24ZM26 222L30 225H32V227L30 226V228H28L29 227V225L28 224H26ZM32 222V223H31ZM65 222V223H64ZM107 222V223H106ZM109 222L111 223V224H109ZM117 224H119V225H117ZM119 222V223H118ZM164 222V223H163ZM179 222V223H178ZM236 222H238V223H236ZM245 222V223H244ZM17 223V224H16ZM38 223V224H37ZM51 223H52V225H51ZM54 223L56 224V225H54ZM73 225H72V224ZM92 223H94V224H92ZM114 223H115V227H113L112 226V224L114 225ZM141 223V224H140ZM202 223V224H201ZM233 223V224H232ZM235 223V224H234ZM244 223V224H243ZM251 223V224H250ZM253 223V224H252ZM25 224V225H24ZM34 224V225H33ZM37 224V225H36ZM60 224L62 225H64V226H66V228H64V226L62 225V228H60L61 226H60ZM65 224H69V225H65ZM77 225V228H74L75 227V225ZM92 225L91 226V228H90V226H88V227H86L87 225ZM98 224V225H97ZM165 224H166V226H167V228H166V226H165ZM175 224H177V225H175ZM187 224V225H186ZM200 224H201V226H200ZM212 224H214L215 226H213ZM240 224V225H239ZM250 224V225H249ZM13 225V226H12ZM21 225V226H20ZM26 225H28L27 227H26ZM82 225V226H81ZM96 225V226H95ZM100 225V226H99ZM118 227H117V226ZM144 225V226H143ZM203 225V226H202ZM223 225H224V228H223ZM232 225V226H231ZM233 225H234V227H233ZM238 225V226H237ZM248 225V226H247ZM16 226L18 227L19 226V229H17L16 228ZM23 226V227H22ZM35 226V227H34ZM60 226V227H59ZM101 226H102V228H106L105 230H103L102 228H101ZM123 226V227H122ZM168 226H169V228H168ZM175 226V227H174ZM187 226V227H186ZM207 226V227H206ZM235 226H237V227H235ZM29 230H27L26 228ZM58 228V230H60V231H58L57 230V228ZM70 227V229H68ZM82 227H86V228H82ZM100 227V229H98ZM141 227V228H140ZM163 227H164V230H163ZM176 227H178V228H176ZM189 227V228H188ZM202 227V229L204 230V231H201V228ZM206 227V228H205ZM214 227H215V229H214ZM227 227V228H226ZM255 227V228H254ZM259 227V228H258ZM22 228V229H21ZM56 228V229H55ZM78 228H82V229H78ZM128 228V227H127ZM126 228V229H127ZM143 228H145V229H143ZM174 229V230H172L171 231V229ZM184 230H183V229ZM186 228V229H185ZM230 228V229H229ZM235 228V229H234ZM252 228V229H251ZM258 228V229H257ZM61 229H62V231L64 232V235H63V232L61 231ZM64 229V230H63ZM66 229H67V231H66ZM71 229H73L72 230V232L70 231ZM75 229V230H74ZM78 229V230H77ZM84 229V230H83ZM86 229V230H85ZM94 229V230H93ZM107 229H114V230H107ZM119 229V230H118ZM121 229H123V230H121ZM132 229V230H131ZM139 229H141V231H142V229H143V232H146L147 233V235L145 234V233H141V232H139ZM163 231H162V230ZM206 229L208 230V232H206ZM226 231H225V230ZM238 229V230H237ZM242 230V232H241V230ZM253 229H255V230H253ZM17 230H19V231H17ZM22 230V231H21ZM55 230V231H54ZM58 232H57V231ZM170 230V231H169ZM197 230V231H196ZM218 230H220L219 232H218ZM57 233L56 234V237H55V234L53 235L52 233ZM54 231V232H53ZM74 231V232H73ZM82 231V234L80 233ZM85 231V232H84ZM96 233H95V232ZM98 231H101V233H99ZM116 231V232H115ZM165 231H169L168 233H170V232H172V233H170V234H167V232H165ZM178 231V232H177ZM197 233H196V232ZM247 233H246V232ZM260 231V232H259ZM19 232V233H18ZM35 232V233H34ZM40 232V233H39ZM61 232H62V234H61ZM70 232V233H69ZM77 232H79V233H77ZM88 232H90V233H88ZM107 232H110L111 233V235L109 234V233H107ZM114 232V233H113ZM135 232V233H134ZM165 232V233H164ZM174 232V233H173ZM189 232V233H188ZM204 232V233H203ZM222 232V233H221ZM237 232V233H236ZM239 232V233H238ZM25 233V234H24ZM49 233H51L52 234V236H54V237H52V236H49V238H48V235H50ZM72 233V234H71ZM75 233H77V234H75ZM92 233V235H89V234H91ZM95 233V234H94ZM102 233H104V235H102ZM106 233V234H105ZM130 233L132 234V235H130ZM160 233V234H159ZM235 233V234H234ZM245 233V234H244ZM249 233V234H248ZM262 233H263V235H262ZM28 234H30V235H28ZM60 234V235H59ZM67 234V235H66ZM75 234V236H73ZM80 234H81V236H80ZM86 234V235H85ZM97 234V235H96ZM101 234V235H100ZM109 234V235H108ZM162 234H165V235H163L162 236ZM189 234V235H188ZM221 234V235H220ZM225 234V235H224ZM243 234V235H242ZM252 236H254V237H252ZM258 234V235H257ZM37 235V236H36ZM153 235H155V236H153ZM220 235V236H219ZM224 235V236H223ZM228 235V236H227ZM259 235H260V238H259ZM39 236V237H38ZM47 238H46V237ZM69 236H73L74 238H76V239H74L73 237L72 238H69ZM91 236V237H90ZM106 236V237H105ZM117 236V238H115ZM131 236H133L132 237V239H133V241L131 240ZM143 236H145V239L146 240H151L150 241V243H152L151 245H150V243H149V240L147 241V243H145L146 242V240L144 239V237ZM168 236V237H167ZM217 236H219V237H217ZM221 236H222V238L223 239H225V241H221L220 242V240L222 239L221 238ZM34 237H35V239H34ZM51 237V238H50ZM90 237V238H89ZM101 237V239L103 240H99V238ZM120 237V238H119ZM141 237V238H140ZM150 237V238H149ZM163 237V238H162ZM165 237H167L166 239H165ZM181 237V238H180ZM212 237V238H211ZM226 237H228V238H226ZM240 237V238H239ZM263 237V238H262ZM37 238V239H36ZM45 238V239H44ZM52 238H54V239H52ZM63 238V239H62ZM81 238V239H80ZM104 238V239H103ZM114 238H115V240H114ZM122 238V239H121ZM126 240H125V239ZM156 238V239H155ZM191 238H193V239H191ZM195 238V239H194ZM202 238V239H201ZM218 238V239H217ZM252 238V239H251ZM18 239V238H17ZM17 239H16V241H17ZM31 239H33V240H31ZM39 239V240H38ZM44 239V240H43ZM52 239V241H50V243L48 244V242L47 241H49V240H51ZM67 239H69L70 241H68ZM97 239H98V244H97ZM124 239V240H123ZM128 239H130V240H128ZM170 241H169V240ZM176 239H178V240H176ZM181 239H183V242L181 241ZM198 239V240H197ZM203 239H205V240H203ZM213 239H216V240H214L213 241ZM222 239V240H223ZM239 239V240H238ZM242 239V240H241ZM35 240H38L37 242L35 241ZM41 240V241H40ZM65 240V241H64ZM67 240V241H66ZM73 242H72V241ZM75 240H77V241H75ZM78 240L79 241H83V244H82V241L81 242H78ZM110 240V241H109ZM114 240V241H113ZM119 240V241H118ZM128 240V241H127ZM142 240V241H141ZM144 240H145V242H144ZM176 240V241H175ZM180 240V241H179ZM208 240V241H207ZM212 240V241H211ZM226 240H227V242H226ZM235 240V241H234ZM248 240V241H247ZM252 240V241H251ZM47 243H46V242ZM56 241V242H55ZM59 241H61V243L59 242ZM89 241H91V242H89ZM92 241H95V243L93 242V245H92ZM197 241H199V242H197ZM205 243H204V242ZM216 241V242H215ZM236 241H238V242H236ZM240 241V242H239ZM242 241V242H241ZM245 243H244V242ZM255 241V242H254ZM42 242V243H41ZM44 242H45V244H44ZM64 242V243H63ZM76 243V245H74L75 243ZM118 242H119V244H118ZM121 242V243H120ZM156 244H154V243ZM173 242V243H172ZM195 242H197V243H195ZM209 242V243H208ZM214 242V243H213ZM224 242H226V244L224 243ZM252 242V243H251ZM39 243V244H38ZM41 243V244H40ZM54 243V244H53ZM56 243V244H55ZM67 243H69V244H67ZM72 243V245H70ZM74 243V244H73ZM78 243V244H77ZM108 243V244H107ZM125 243V244H124ZM140 243V245H137V244H139ZM142 243V244H141ZM232 245H231V244ZM254 243V244H253ZM260 245H258V244ZM32 244V245H33ZM43 244V245H42ZM51 244V245H50ZM82 244V245H81ZM126 244H128L127 245V247H126V249H125V247H123V246H125ZM149 244V245H148ZM157 244H158V246L159 247H157ZM173 244V245H172ZM178 244H179V247H178ZM194 244V245H193ZM236 244V245H235ZM240 244V245H239ZM246 244V245H245ZM42 245V246H41ZM45 245V246H44ZM47 245V246H46ZM50 247H54L53 249L52 248H50ZM67 245V246H66ZM78 245H81V246H83V247H81V248H77L78 247ZM118 245V247H116ZM131 245V246H130ZM132 245H134V246H132ZM144 245V246H143ZM152 245H153V249H152ZM188 245V246H187ZM196 245V246H195ZM200 245V246H199ZM229 245V246H228ZM250 245V246H249ZM60 246H63V247H60ZM72 246H73V248H72ZM75 246V247H74ZM89 246V247H88ZM116 248H115V247ZM147 246V247H146ZM150 246V247H149ZM155 246H156V248H155ZM174 246V247H173ZM185 246V247H184ZM202 246V247H201ZM210 246V247H209ZM227 246V247H226ZM241 246V247H240ZM58 247V248H57ZM67 247H69V248H67ZM111 247H114V248H111ZM121 247H123V250H125V251H121V250H119ZM130 247V248H129ZM142 247V248H141ZM170 247H171V249H170ZM199 247V248H198ZM222 247V248H221ZM226 249V251H227V253L229 254H225V250H224V248ZM238 247V248H237ZM251 247V248H250ZM42 248V249H41ZM47 250H46V249ZM61 249V251H60V249ZM62 248H66V249H62ZM75 248V249H74ZM77 248V249H76ZM87 248V249H86ZM98 248V249H97ZM119 248V249H118ZM127 248H128V250H127ZM131 248H133V249H131ZM136 248V249H135ZM145 250H144V249ZM173 248V249H172ZM212 248V249H211ZM240 248V249H239ZM246 249V251H245V249ZM256 248V249H255ZM56 249V250H55ZM80 249H82V250H80ZM107 249V250H106ZM113 249H115V250H117L118 251V257H117V254L116 253H114V252H116L115 250H113ZM122 249V248H121ZM129 249H131V250H129ZM144 251H143V250ZM155 249V250H154ZM157 249H158V251H157ZM200 249V250H199ZM206 249V250H205ZM222 249V250H221ZM235 249V250H234ZM236 249H237V252H236ZM78 250H80V251H78ZM94 250V251H93ZM127 250V251H126ZM147 250V251H146ZM148 250H150V252L149 253H147L148 252ZM170 250L172 251V252H170ZM208 250H209V252H208ZM211 250V251H210ZM221 250V251H220ZM232 250H234L232 253L234 254V255H236V256H233V254L232 255H230L231 254V251ZM51 251H52V253H51ZM66 251V252H65ZM68 251V252H67ZM77 251V252H76ZM109 251V252H108ZM111 251L113 252V255L111 254ZM120 251V252H119ZM131 251H132V253L134 252V256H132V255H130V254H132L131 253ZM136 251H137V253H136ZM152 251V252H151ZM176 251V252H175ZM202 251H204V252H202ZM222 251H224V252H222ZM243 251V252H242ZM245 251V252H244ZM60 252V253H59ZM76 252V253H75ZM79 252V253H78ZM128 252V253H127ZM129 252H130V254H129ZM142 252V253H141ZM146 252V253H145ZM155 252H157V253H155ZM190 252V253H189ZM199 252V253H198ZM212 252H214L213 253V255H212ZM221 252V254L222 255H220L219 253ZM240 252V253H239ZM243 254H242V253ZM57 254V257H56V254ZM65 253V254H64ZM106 253V254H105ZM119 253H122L124 256H126L125 257V260H128L127 262L124 260V256L122 255V254H120L119 255ZM126 253V254H125ZM144 253V254H143ZM151 253V254H150ZM172 253V254H171ZM191 253H192V255H197L198 256V258H197V256H195V257H193V256H191ZM194 253V254H193ZM196 253V254H195ZM207 253H208V255H210V257L207 255ZM50 254V255H49ZM103 254H105V255H103ZM127 254H129L130 256H132V257H130L129 255H127ZM141 254V257H139V255ZM152 255V256H150V255ZM199 254H201V255H199ZM246 254V255H245ZM262 254H263V256H262ZM59 255H60V258H58L59 257ZM112 257H111V256ZM147 256V257H144V256ZM149 255V256H148ZM162 255V256H161ZM176 255V256H175ZM203 255H205V256H203ZM215 255V257L214 258H217L216 259V261H220V263H218V262H214L213 260H210V262H208V260H206L205 261V259H210V258H213V256ZM216 255H220V256H216ZM239 255V256H238ZM260 255V256H259ZM49 256V257H48ZM73 256V257H72ZM98 256H99V258H98ZM123 258H122V257ZM154 256V257H155ZM173 256H175V257H173ZM187 256V257H186ZM203 256V257H202ZM212 256V257H211ZM229 258H228V257ZM55 257V258H54ZM66 257V258H65ZM107 257H109L108 258V260H107ZM115 257V258H114ZM119 259V261H118V259ZM128 257V259H126ZM130 257V258H129ZM137 259V257H139V259L140 258H142L143 260L141 261V260H139V259H135V258ZM156 257L155 258H150L149 259V262H148V264L151 262V263H153V264H155V263H157V264H159V262H157L156 261ZM192 259H191V258ZM199 257H200V260H199ZM205 257V258H204ZM220 257V259H221V257H222V259L221 260H219L218 258ZM225 257H227V258H225ZM52 258V259H51ZM53 258H54V260L55 261H53ZM57 258H58V261H57ZM61 258H63V259H61ZM68 258V259H67ZM120 258H121V260H120ZM145 258V259H144ZM159 258H162V260L161 259H159ZM175 258H176V260H175ZM193 258L194 259H197V260H193ZM201 258H202V260H201ZM51 259V260H50ZM117 259V260H116ZM155 259V260H154ZM168 259V260H167ZM192 260V261H189V260ZM239 259V260H238ZM240 259H242V261L240 260ZM46 260H47V262H46ZM101 262H100V261ZM124 260V261H123ZM161 260V261H160ZM175 262H174V261ZM259 260V261H258ZM59 261H60V263H59ZM77 261V262H76ZM111 261V262H110ZM122 261V262H121ZM154 261H155V263H154ZM198 261V262H197ZM213 261V262H212ZM241 261V262H240ZM253 261V262H252ZM106 262V263H105ZM124 262V263H123ZM195 262V263H194ZM203 262H205V263H203ZM208 262V263H207ZM108 263V264H109ZM119 263V264H120ZM134 263H132V264H134ZM191 263V264H192ZM222 263V264H223ZM38 264H42V262H39ZM113 264V263H112ZM167 264H168V262H167Z\"/></svg>", "mask_w": 264, "mask_h": 264}, {"label": "bare ground", "instance_id": "obj_2", "mask_svg": "<svg viewBox=\"0 0 264 264\" xmlns=\"http://www.w3.org/2000/svg\"><path fill=\"white\" fill-rule=\"evenodd\" d=\"M126 1V0H125ZM146 2H150V1H154V0H145ZM160 1V0H159ZM165 1V0H164ZM172 1V0H171ZM178 1V0H177ZM183 1V0H182ZM189 1V0H188ZM187 1V2H188ZM207 1H209V0H207ZM213 1H215V0H213ZM217 1V0H216ZM215 1V2H216ZM220 1V0H219ZM226 1L227 0H225V2L224 3H226ZM230 2H232L231 0H229ZM228 1V2H229ZM241 2L243 1V0H240ZM245 1L246 0H244L243 1V4H245ZM250 3H253V2H255V1H257V0H255V1H253V0H248ZM253 1V2H252ZM50 0H0V17L1 16H5V15H11L10 17H13L14 18V22H16V29L17 30H15V33H16V31H18V32H22V30L24 29V27H26V28H29L30 29V27H32V26H26V25H29V24H26L27 23V21L28 20H32V19H34L33 21L35 22V19H37V22L39 21V22H42L43 24H45V25H47V26H49V25H51L52 26V24L54 23V18H53V14L51 13L52 11H51V9H49V7H50ZM61 2H63V5H65L66 4V6L68 5V7H63V8H68L69 9V6H70V9H69V14H70V16H71V21H75L74 23H76V27H78L77 28V31H79L80 30V35L83 33V31L84 30H88V31H90V30H93V31H96L98 34H100V35H102V33L105 31V29L104 28H102V27H105V26H107V27H109V28H107V30H109L108 31V34H110V36H111V38L112 39H122V37L124 38V34H123V32L121 31V27H122V25L120 24L121 22H123V20L122 19H124V17L122 16L123 14H124V12L121 14V12L120 13H117V14H115V9L113 8V10H114V13L112 12V7L113 6H115V5H117V3L116 2H118V0L116 1V2H114V1H112V0H61ZM101 2H104V4H102L101 5ZM130 2H132V0L130 1ZM140 2V1H139ZM179 2H181V1H179ZM178 2V3H179ZM184 2V1H183ZM194 2V1H193ZM205 2V1H204ZM212 2V1H211ZM215 2H213V3H215ZM222 2V0H221V2H219V3H223ZM227 2V3H228ZM230 2H229V5H228V7H230ZM239 2V1H238ZM237 1H236V3H238ZM262 2V4H260ZM260 3L259 2H255L257 5V7L258 8H260L259 6H263L262 7V9L264 8V1H261ZM53 3V2H52ZM56 3V2H55ZM100 3V4H99ZM121 3V1H119V3H118V5ZM133 3V2H132ZM153 2H151L150 4H152ZM158 3H162V4H164L163 3V0H162V2H158ZM168 3H170V2H168ZM174 3V2H173ZM172 3V4H173ZM177 3V2H176ZM177 3V4H178ZM191 3H192V1H191ZM223 3V4H224ZM227 3H226V5H227ZM234 0H233V2H232V7H234ZM240 3V2H239ZM247 3V2H246ZM61 4V3H60ZM125 4H126V2H125ZM131 4V3H130ZM133 4H137V3H133ZM133 4H131V5H133ZM140 4V3H139ZM154 4H155V2H154ZM171 4V3H170ZM170 4H168V5H170ZM172 4L170 5V7L172 6ZM180 4V3H179ZM189 4H190V1H189ZM194 4V3H193ZM205 4V3H204ZM209 4V3H208ZM241 4V3H240ZM239 4V5H240ZM243 4H241V5H243ZM128 6H129V4H127ZM127 5H120L121 7L120 8H122L123 6H127ZM174 5V4H173ZM176 5V4H175ZM183 5V4H182ZM188 5V4H187ZM200 5V4H199ZM210 5H212V4H210ZM225 4H224V8H227V7H225L226 6ZM236 6H238L237 4H235ZM241 5H240V7H241ZM252 5V4H251ZM142 6V4L140 5V7ZM143 6H146V4L145 5H143ZM148 6V5H147ZM153 6V5H152ZM159 6V5H158ZM163 6V5H162ZM164 6H165V4H164ZM167 6V5H166ZM190 5H188V7H189ZM198 6V5H197ZM202 6H204L203 4H202ZM207 6V5H206ZM214 6H217V4L215 5L214 4ZM219 6V5H218ZM223 5H221V7H222ZM235 6V7H236ZM245 7H246V5H244ZM247 6H248V4H247ZM253 6V5H252ZM254 6H255V4H254ZM132 7V6H131ZM133 7H135V6H133ZM151 8V6L149 5L148 6V8ZM156 6H154V8H155ZM176 7H178V6H176ZM187 7V10H189V8ZM191 7H194V5L193 6H191ZM201 6H199V8H200ZM232 7L230 8V9H232ZM234 7V8H235ZM239 7V8H240ZM243 7V6H242ZM245 7H243L244 9H245ZM249 7V6H248ZM251 7V6H250ZM249 7V8H250ZM52 8V7H51ZM56 8H57V5H56ZM125 8V7H124ZM138 8H139V6H138ZM147 8V7H146ZM146 8L144 7V9H145V11H146ZM147 8V9H148ZM153 8V9H154ZM173 8V7H172ZM180 8H183V7H180ZM197 8V7H196ZM207 8V7H206ZM205 8V9H206ZM210 8H213V7H210ZM216 8V7H215ZM219 7H217V9H218ZM233 8V9H234ZM247 8V7H246ZM119 9V8H118ZM117 9V10H118ZM133 9V8H132ZM143 9V10H144ZM167 9H170V8H167ZM220 9H222V8H220ZM237 9H238V7H237ZM237 9H235L236 11H237ZM254 11H256L255 9H254V7L252 8ZM261 9V10H262ZM128 10L130 11V9L128 8ZM127 10V11H128ZM135 10H139V9H135ZM134 10V11H135ZM148 10H150V9H148ZM160 10V9H159ZM163 10H164V8H163ZM172 10V9H171ZM170 10V11H171ZM175 10H177V8H175ZM178 10H181V9H178ZM192 11H193V9H191ZM197 10V9H196ZM198 10H200V9H198ZM204 10V9H203ZM208 10V9H207ZM212 10V9H211ZM226 10H228V9H225V11H220V12H225L224 14H225V16H226ZM235 10H231V11H235ZM240 10V9H239ZM242 10V9H241ZM246 10V9H245ZM248 10V9H247ZM260 10V9H259ZM54 11V10H53ZM66 11H67V9H66ZM118 11H120V10H118ZM140 11V10H139ZM142 11V10H141ZM155 12H157L156 10H154ZM228 11H230V10H228ZM230 11V15H232L231 12ZM235 11V12H236ZM243 11V10H242ZM249 11L250 10H248V15L250 16V13H249ZM264 11V10H263ZM68 12V11H67ZM137 13H138V11H136ZM152 12V10L149 12V13H151ZM160 12V11H159ZM166 12H168V11H166ZM183 12V11H182ZM184 12H187V11H185L184 10ZM197 12V11H196ZM196 12L194 13V15L196 14ZM210 12V11H209ZM215 12V11H214ZM213 12V13H214ZM218 11H216L214 14H215V16H213V13H212V16L213 17H211V13H210V17L211 18H215L216 17V14H218V13H220V12H218ZM238 13H239V11H237ZM257 12V11H256ZM256 12H254V13H256ZM262 12V11H261ZM57 13V12H56ZM125 13H126V10H125ZM127 13H129V12H127ZM141 13H143L144 14V12H141ZM140 13V14H141ZM149 13L147 14L148 16H150L149 15ZM161 13V12H160ZM169 13V12H168ZM207 13V12H206ZM234 13V12H233ZM244 13L246 14V12L244 11ZM55 14V13H54ZM132 14V13H131ZM130 14V18H131V20H130V18L129 19H127L129 16H128V14L126 15V18H125V21H126V19H127V21L128 20H130V23H132L131 24V29H129V31H131V32H128L127 34H129L130 33V35L128 36V40H130V47H131V45H132V47H131V50H132V48L133 49H148L149 51H152V52H149V53H153L152 55H155V54H157V51L160 49V48H157V44L159 43V36H160V34H159V31H155V29H157L158 28V30H160L159 28L160 27H155V29L153 30V28H152V26H151V28L150 29H152L153 31H146L147 29H149V28H147L146 30L145 29H143V27L139 24L140 22H142L141 20L142 19H140V22L139 23H136V20L138 19H136L135 20V18H134V20L132 19L133 17H131L132 15ZM134 14H135V12H134ZM146 14V13H145ZM144 14V15H145ZM153 14V13H152ZM155 14V13H154ZM158 14V13H157ZM164 14H166V13H164ZM163 14V15H164ZM170 14V13H169ZM200 14V13H199ZM223 14V13H222ZM236 13H234L233 15H232V19L233 18H235V16H239L240 18H241V16H244L243 15V13H242V15H235ZM257 14H258V12H257ZM68 15V14H67ZM137 15H139V14H137ZM137 15L136 16H134V17H137ZM159 15H161V14H158V16ZM180 15V14H179ZM184 15V14H183ZM205 15H208L207 17H209V14H205ZM205 15H203V16H205ZM230 15L228 16V17H230ZM264 15V14H263ZM57 16H58V14H57ZM66 16V15H65ZM140 16V15H139ZM154 16H156V14L154 15ZM157 16V17H158ZM172 16V15H171ZM186 16V15H185ZM195 16H198V15H195ZM218 16V15H217ZM222 16V15H221ZM234 16V17H233ZM252 16V18H254L253 16L254 15H251ZM6 17V16H5ZM55 17V16H54ZM156 17V18H157ZM167 17V16H166ZM189 16H187V18H188ZM191 17V16H190ZM194 16H193V14H192V18H193ZM199 17H200V15H199ZM9 18V17H8ZM32 18V19H31ZM65 18V17H64ZM64 18H62V19H64ZM140 18V17H139ZM178 18V17H177ZM184 18V17H183ZM183 18H182V20H178L179 22H178V24L180 23V21H183ZM197 18V17H196ZM206 18V17H205ZM220 18V17H219ZM223 18V20L225 19L224 17H222ZM237 18V17H236ZM244 18V17H243ZM249 18V17H248ZM251 18V19H252ZM256 18H257V16H256ZM264 18V17H263ZM2 19V18H1ZM6 19V18H5ZM74 19V20H73ZM144 19V18H143ZM172 19V18H171ZM180 19V18H179ZM199 19V18H198ZM206 19H208V18H206ZM206 19H204V21L206 20ZM217 19V18H216ZM231 19V20H232ZM244 19H247L246 18V15H245V18ZM244 19H239V20H241L240 22L242 23V22H245V21H247V20H244ZM250 19V20H251ZM258 19L260 20L261 18H259V14H258ZM133 20V21H132ZM145 20V19H144ZM148 20V19H147ZM147 20H145V21H143V22H146ZM160 20H162V19H160ZM186 20V19H185ZM184 20V21H185ZM210 20V19H209ZM207 21L206 23H204L205 25H203V24H200L198 21H187V22H183L184 24H182L183 26V28L184 29H188V30H190V31H192L191 30V28H192V26L193 25H197L198 26V28H200V30L201 29H206L207 28V26H210V27H212V30H214L215 32L216 31H219V29H220V27H218L217 25H215V22H212L213 20L215 21V19H213L212 21ZM219 20V19H218ZM227 20H228V18H227ZM226 20V21H227ZM231 20H229V23H230V21ZM237 20H238V18H237ZM238 20V21H239ZM242 20H244V21H242ZM259 20H257V21H259ZM9 21V20H8ZM153 21V20H152ZM154 21H155V19H154ZM163 21V20H162ZM171 21H173V19L171 20ZM226 21H224V22H226ZM233 21V20H232ZM235 21V20H234ZM256 20H251V21H247V22H245L246 24L249 22V23H251V22H253V25H255L254 24V22H255ZM11 22L13 23V21H12V18H11ZM30 23H33V22H31V21H29ZM28 22V23H29ZM37 22H35V23H37ZM56 22V21H55ZM66 22V21H65ZM142 22V23H143ZM148 22V21H147ZM146 22V23H147ZM164 22V21H163ZM218 22V21H217ZM220 22V21H219ZM240 22H239V24H240ZM9 23V22H8ZM11 23V24H12ZM34 23V24H35ZM141 23V24H142ZM165 23V22H164ZM168 23V22H167ZM166 23V24H167ZM170 23V22H169ZM168 23V24H169ZM227 23V22H226ZM238 23V22H237ZM255 23H258V22H255ZM5 24V23H4ZM3 24V25H4ZM42 24V25H43ZM57 24V23H56ZM60 24V23H59ZM123 25H124V22L122 23ZM127 24V23H126ZM128 24H129V22H128ZM152 24V23H151ZM155 24V23H154ZM159 24H161V23H159ZM158 24V25H159ZM172 24V23H171ZM219 24V23H218ZM223 24V23H222ZM232 24V23H231ZM264 24V23H263ZM262 24V25H263ZM2 25V24H1ZM6 25V24H5ZM37 25V24H36ZM41 25V24H40ZM65 25V24H64ZM67 25V24H66ZM156 26H157V24H155ZM162 25H165V24H162ZM161 25V26H162ZM220 25H221V22H220ZM252 25V26H253ZM260 25H261V23H260ZM259 25V26H260ZM261 25V26H262ZM35 26V25H34ZM39 26V25H38ZM44 26V25H43ZM50 26V27H51ZM69 26V25H68ZM67 26V27H68ZM102 26V27H101ZM172 26V25H171ZM174 26H176V25H174ZM179 26H181V25H179ZM221 26H223V25H221ZM225 26H227V28H229V27H231V26H229L228 24H226ZM229 26V27H228ZM242 26V25H241ZM241 26H240V28H241ZM244 26L246 27V26H248V25H245L244 24ZM243 26V27H244ZM258 26V24H257V27H259ZM7 27H9V26H7ZM36 27V26H35ZM40 27V26H39ZM46 27V26H45ZM73 27V26H72ZM127 26H125L124 28H126ZM165 27H166V25H165ZM210 27H208V30L210 29ZM249 27V26H248ZM255 26H253V28H254ZM264 27V26H263ZM262 27V28H263ZM2 28V27H1ZM0 28V29H1ZM15 28V27H14ZM41 28H42V26H41ZM53 28H54V26H53ZM52 28V29H53ZM69 28V27H68ZM67 28V29H68ZM102 28V29H101ZM106 28V27H105ZM190 28V29H189ZM195 28H196V26H195ZM219 28V29H218ZM232 28V27H231ZM239 28V27H238ZM239 28V29H240ZM247 28V27H246ZM259 28H261V27H259ZM40 29V28H39ZM48 29H50V28H48ZM48 29H46V30H48ZM56 29V28H55ZM62 30L64 29V28H61ZM164 29V28H163ZM233 29V28H232ZM252 29V28H251ZM256 29V28H255ZM13 30V29H12ZM26 31H27V29H25ZM33 30H35V29H33ZM104 30V31H103ZM123 30V29H122ZM125 30V29H124ZM127 30H128V27H127ZM162 30V29H161ZM165 30V29H164ZM178 30V29H177ZM199 30V31H200ZM208 30H207V33H208ZM234 30H236V29H234ZM238 30V29H237ZM241 30V29H240ZM262 31L264 30V29H261ZM24 31V30H23ZM45 31V30H44ZM54 31V30H53ZM52 31V32H53ZM61 31V30H60ZM66 31V30H65ZM76 31V32H77ZM165 31H167V30H165ZM164 31V32H165ZM195 31V30H194ZM197 31V30H196ZM225 31V30H224ZM226 31L228 32V30L226 29ZM241 31H243V30H241ZM244 31H245V29H244ZM256 31V30H255ZM254 31V32H255ZM3 32V31H2ZM14 32V31H13ZM34 32V31H33ZM39 32V31H38ZM45 32H47V31H45ZM48 32H49V30H48ZM50 32H51V30H50ZM49 32V33H50ZM73 32H75V30L74 31H72V33ZM75 32V33H76ZM107 32V31H106ZM125 32V31H124ZM181 32H183L182 31V29H181ZM200 32H202V31H200ZM234 32V31H233ZM237 32V31H236ZM240 32V31H239ZM239 32H237V33H239ZM23 33V32H22ZM25 33H27V32H25ZM57 33V32H56ZM79 32H77V34H78ZM88 33V32H87ZM90 33V32H89ZM172 33V32H171ZM214 33V32H213ZM240 33H242V32H240ZM244 33V32H243ZM250 33V32H249ZM260 33V32H259ZM8 34V33H7ZM12 34V33H11ZM32 34V33H31ZM62 34V33H61ZM60 34V35H61ZM163 34V33H162ZM165 34H166V32H165ZM173 34V33H172ZM198 34V33H197ZM202 34H204L203 32H202ZM201 34V35H202ZM24 35V34H23ZM63 35H65V34H63ZM88 35V34H87ZM104 35H106V33L104 34ZM187 35V34H186ZM194 35H195V32H194ZM209 35V34H208ZM207 35V36H208ZM217 35V34H216ZM222 35V34H221ZM227 35V34H226ZM239 35H241V34H239ZM251 35V34H250ZM252 35H253V33H252ZM9 36H11V35H9ZM18 36H19V34H18ZM20 36H21V34H20ZM26 36V35H25ZM29 36H30V34H29ZM40 36V35H39ZM42 36V35H41ZM49 36V35H48ZM62 36V35H61ZM69 36V35H68ZM86 36V35H85ZM89 36V35H88ZM91 36V35H90ZM90 36L88 37V38H90ZM109 36V35H108ZM125 36H127V35H125ZM163 36V35H162ZM161 36V37H162ZM168 36V35H167ZM171 36L172 35H170V39H171ZM193 36V35H192ZM211 36V35H210ZM229 36L231 37V34H229ZM233 36V35H232ZM254 36H256L257 37V43L258 42H260V43H262V45H264V34H262V32H261V34H257V32L256 33H254ZM6 37V35L4 36L3 34H0V154H8L9 153V155H11V156H14L15 155V157H13L14 159V162H15V160H16V158H19V159H22V160H24V162L25 163H27V165L29 166H26V167H28V169L30 168V171H29V178H30V175L31 176H33L35 179H36V181H35V179L33 180L32 178L33 177H31V179L33 180V181H35L34 183H33V181H31L28 177H26V176H28V175H26V174H28V172H26V174H22L21 172L19 173V174H22V176H25L24 178H26V179H28V181L30 180L31 181V183L30 182H28L27 184H24L23 182H21L20 181V179L22 178L21 177V175H20V177L21 178H19V177H17L16 178V176H18L17 174H15V175H13L14 177H15V182H19V183H22V184H17V183H13L14 182V180H7V178H6V176H4L1 172V168H0V174H2L5 178L3 179L2 177V175H0V206H1V203L3 204V203H5V204H7L8 205V207H11L13 204H15V203H17V201L16 202H14L15 200H20V202H22L23 200L24 201H26L25 199H28L29 200V202L27 201V202H24L23 201V203H26L27 204V206H28V209L30 210V216H29V214H28V212L26 213V211L28 210L26 207V209L27 210H25V212L23 213H20V207H22L23 208V211H24V207H23V205L22 206H20L19 208L17 207V209L19 210V213L18 214H20V218H21V220H23L24 218V216H26L25 215V213L26 214H28V219L30 218L31 219V216L33 215V217L34 216H37L38 215V212H39V210L41 211V209L42 210H44V208H45V210L49 213V214H51V215H54V216H57L56 218H58L59 217V215H60V213H61V210H62V208L60 209V205H61V202L63 201V200H66V201H64V202H66L67 203V201H69V200H71L69 197H68V194L71 192V195L73 194L72 193V191L73 192H75L76 194H79L78 193V188L77 187H74L73 186V184H76V183H73V181H71L73 184H71L67 179H66V177H70V174H69V172H68V174H67V171H68V169H65V170H67V171H64L63 169H60V168H62L64 165H66V164H63V166H62V164H60L61 166H60V168H58L57 169V167H58V165H59V162H58V165L54 162V164L55 165H57V166H55L54 165V167H56V169L57 170H59L60 172H61V170H63V172H66V174L65 175H67V176H63V174L62 175H58L56 172H55V170L56 169H52V167L50 168V166H51V164H49V162L51 161V155H52V153L53 152H55L56 151V142H57V139L59 138V139H61V136H59V137H57V130L56 131H52V129L54 128H56V125L55 124H52V122L50 123L49 121H51V120H47V119H45L44 118V116H45V113L46 114H48V115H46L47 117L50 115V114H52V115H54L49 109L53 106V105H50V104H53L54 103V100H58L59 102H58V104L57 103H55V105H54V108H56V104L57 105H59V107H60V103L62 102V101H64V100H68L69 98L70 99H72L73 97H74V92L77 90V89H74L73 88V84L72 85H70V84H67V85H70L73 89H74V92H72L73 93V97L71 98V96H70V92L69 91H71L70 90V87L69 86H62V88H60V89H58L57 87V89L58 90H55L54 88V90L52 89V88H48V87H51V86H53V85H51V86H49V83H51L52 82V80H54V78L56 79V77L58 76L59 77V73L61 72L62 74H60V79H62L61 78V75H62V77L64 78V79H67L66 78V73H64V72H62V71H64V69H65V67L63 66V70H61L59 73H58V75H56L57 73L56 72H58L59 70H60V68H61V63H62V58L64 57L63 56V54H64V52H63V54H62V52L61 51H63V49H60V48H55L54 46L53 47H51V45H45V44H42L41 43V45L40 46H38V45H35V47H33V48H38V49H40L43 53H45L46 55H47V58H46V60L47 61H50V63H48V64H50L51 66H49L48 64L46 65V66H41V64L39 65L37 62H35L36 60L34 59V61L33 60H30V62H26V64H25V62H24V64H23V62L21 61V62H19V60L17 61L16 59L18 58V57H16V59L14 60L15 61V63H13V62H11L10 60H12V48H11V46H13V44L14 45H16V43H13L12 42V44H11V42H10V46L7 44V43H9V42H6V40H9V39H6L5 38ZM22 37V36H21ZM56 37V36H55ZM59 37V36H58ZM72 37V36H71ZM166 37V36H165ZM164 37V38H165ZM184 37V36H183ZM187 37V36H186ZM204 37H206V36H204ZM216 37V36H215ZM10 38V37H9ZM18 38V37H17ZM36 38V37H35ZM39 38V37H38ZM57 38V37H56ZM55 38V39H56ZM63 38V37H62ZM74 38V37H73ZM76 38L78 39V41L80 40V38L82 39V37H77L76 36ZM100 38V37H99ZM110 38V39H111ZM127 38V37H126ZM169 38V37H168ZM175 38V37H174ZM211 38H213V37H211ZM218 38V37H217ZM221 38V37H220ZM233 38V37H232ZM235 38V37H234ZM240 38V37H239ZM247 38H250V40H253V38L252 37H247ZM252 38V39H251ZM21 38L19 37V40H20ZM30 39V38H29ZM32 39V38H31ZM31 39H30V42H32L31 41ZM41 39V38H40ZM48 39V38H47ZM46 39V41H48ZM50 39V38H49ZM86 39H87V37H86ZM92 39V38H91ZM105 39H108V41H109V38L107 37V38H105ZM115 39V40H116ZM125 39V38H124ZM161 40H162V38H160ZM246 39V38H245ZM15 40V39H14ZM25 40V39H24ZM52 40V39H51ZM82 40H84V39H82ZM132 40V41H131ZM169 40V39H168ZM181 40V39H180ZM211 40V39H210ZM230 40V39H229ZM23 41V38L21 39V41H19V42H21V43H23L22 42ZM68 41V40H67ZM81 41V40H80ZM103 41H105V40H103ZM107 41V40H106ZM107 41V42H108ZM126 41V40H125ZM170 41V40H169ZM171 41H173L172 39H171ZM170 41V42H171ZM177 41V40H176ZM235 41V40H234ZM242 41H243V39H242ZM245 41V40H244ZM18 42V43H19ZM36 42V41H35ZM50 42V41H49ZM54 42V41H53ZM52 42V43H53ZM56 42V41H55ZM59 42V41H58ZM72 42V41H71ZM83 42V41H82ZM84 42H88L89 43V39H88V41L86 40V41H84ZM92 42V41H91ZM106 42V43H107ZM110 42H111V40H110ZM117 42H118V40H117ZM122 42V41H121ZM175 42V41H174ZM193 42V41H192ZM231 42V41H230ZM237 42V41H236ZM251 42H253V41H251ZM118 43H120V42H118ZM117 43V44H118ZM234 43V42H233ZM38 44V43H37ZM50 44V43H49ZM73 44V43H72ZM82 44H84V43H82ZM100 44V43H99ZM117 44L115 45V44H113L114 45V47L115 46H117ZM124 44H126V43H124ZM124 44L122 45V47L124 46ZM162 44H163V42H162ZM181 44H182V42H181ZM185 44V43H184ZM192 44V43H191ZM190 44V45H191ZM210 44V43H209ZM245 44V43H244ZM23 45V44H22ZM57 45H59V44H57ZM69 45V44H68ZM111 45V44H110ZM163 45H166V44H163ZM189 45V44H188ZM193 45V44H192ZM204 45V44H203ZM246 45V44H245ZM253 45H254V43H253ZM259 45V44H258ZM21 46V45H20ZM23 46H25V42H24V45ZM22 46V47H23ZM60 46V45H59ZM62 46V45H61ZM60 46V47H61ZM66 46V45H65ZM107 46H108V44H107ZM125 46H127V45H125ZM123 47V49L125 50V48H127V47ZM158 46H160V45H158ZM167 46V45H166ZM197 46V45H196ZM237 46V45H236ZM250 46H251V44H250ZM254 46H256V45H254ZM58 47V46H57ZM94 47V46H93ZM95 47H96V45H95ZM105 47V46H104ZM109 47V46H108ZM117 47H120V46H117ZM164 47V46H163ZM169 47V46H168ZM168 47H166V50H167V48ZM257 47V46H256ZM256 47H254V48H256ZM258 47H260V45L258 46ZM262 47V46H261ZM260 47V48H261ZM17 48H19V46H17ZM31 48V47H30ZM68 48V47H67ZM91 48V47H90ZM99 48V47H98ZM101 48V47H100ZM186 48H187V46H186ZM194 48V47H193ZM223 48V47H222ZM229 48V47H228ZM234 48V47H233ZM244 48V47H243ZM242 48V49H243ZM13 49H15L14 47H13ZM22 49V48H21ZM73 49V48H72ZM103 49H105V48H103ZM102 49V50H103ZM120 49H122V48H120ZM170 49V48H169ZM207 49H209V47L207 48ZM214 49V48H213ZM237 49H239V48H237ZM237 49H235V51L237 50ZM262 49H264V47L263 48H261V50ZM17 50V49H16ZM23 50L26 52V48L24 49L23 48ZM61 50V51H60ZM70 50V49H69ZM98 50V49H97ZM96 50V51H97ZM108 50V49H107ZM131 50H130V53H132L131 52ZM138 50V51H139ZM161 50V49H160ZM165 50V49H164ZM174 50V49H173ZM178 50V49H177ZM183 50V49H182ZM205 50V49H204ZM247 50V49H246ZM256 50H257V48H256ZM260 49L258 48V51H259ZM260 50V51H261ZM14 51V50H13ZM28 51H29V49H28ZM92 51V50H91ZM94 51V50H93ZM126 51V50H125ZM124 51V52H125ZM137 51V50H136ZM137 51V52H138ZM143 51V50H142ZM162 51V50H161ZM219 51V50H218ZM245 51V50H244ZM263 51V50H262ZM262 51H261V53H262ZM22 52V51H21ZM30 52V51H29ZM83 52V51H82ZM122 52V51H121ZM120 52V53H121ZM136 52V53H137ZM176 52V51H175ZM175 52L173 53V54H175ZM180 52H181V50H180ZM195 52V51H194ZM194 52H193V54H194ZM205 52H207V51H205ZM238 52V51H237ZM247 52V51H246ZM250 52V51H249ZM23 53V52H22ZM112 53V52H111ZM123 53V52H122ZM125 53H127V51L125 52ZM129 53V52H128ZM141 53V52H140ZM143 53V52H142ZM141 53V54H142ZM145 53V52H144ZM146 53H148L147 51H146ZM170 53H171V51H170ZM177 53H178V51H177ZM260 53V54H261ZM15 54V53H14ZM110 54V53H109ZM114 54V53H113ZM119 54V53H118ZM117 54V55H118ZM124 54V53H123ZM122 54V55H123ZM140 54V55H141ZM151 54H150V56H151ZM166 54V53H165ZM180 54V53H179ZM197 54V53H196ZM204 54V53H203ZM210 54V53H209ZM238 54V53H237ZM246 54V53H245ZM259 54V55H260ZM262 54H264V51H263V53ZM261 54V55H262ZM70 55V54H69ZM116 55V56H117ZM121 55V56H122ZM126 55V54H125ZM132 55V54H131ZM147 55H149V54H147ZM169 55V54H168ZM185 55V54H184ZM206 55H208L207 53H206ZM261 55H260V57H261ZM4 56H5V59H3L4 58ZM14 56V55H13ZM16 56V55H15ZM25 56V55H24ZM28 56V55H27ZM32 56V55H31ZM71 56V55H70ZM83 56V55H82ZM97 56H99V55H97ZM118 56H120V55H118ZM145 56V55H144ZM170 56V55H169ZM174 56V55H173ZM179 56V55H178ZM195 56V55H194ZM205 56V55H204ZM30 57V56H29ZM66 53H65V59H66ZM76 57V56H75ZM78 57V56H77ZM176 57V56H175ZM246 57V56H245ZM256 57V56H255ZM14 58V57H13ZM33 58V57H32ZM90 58V57H89ZM121 58H123V57H121ZM125 58V57H124ZM139 58V57H138ZM142 58V57H141ZM178 58V57H177ZM212 58V57H211ZM221 58V57H220ZM224 58V57H223ZM232 58V57H231ZM230 58V59H231ZM257 58V57H256ZM256 58H254V59H256ZM263 58V57H262ZM261 58V59H262ZM19 59H20V57H19ZM23 59V58H22ZM64 59V61L66 62L67 61V63H68V60H65ZM68 59V58H67ZM73 59H74V57H73ZM98 59V58H97ZM149 58H147V60H148ZM153 59V58H152ZM156 59H157V57H156ZM172 59V58H171ZM180 59H182L181 57H180ZM190 59V58H189ZM218 59V58H217ZM229 59V58H228ZM227 59V60H228ZM253 59V58H252ZM253 59V60H254ZM25 59H23V61H24ZM45 60V61H46ZM133 60V59H132ZM198 60V59H197ZM203 60V59H202ZM211 60H213V59H211ZM245 60V59H244ZM258 60V59H257ZM264 60V59H263ZM25 61H27V60H25ZM46 61V62H47ZM72 61V60H71ZM93 61V60H92ZM104 61V60H103ZM119 61H121V60H118V63H119ZM126 61H127V57H126ZM125 60H124V62L126 63H124L123 61V63L127 66V63H128V61L126 62ZM134 61V60H133ZM158 61L159 62H162L163 64L165 63V64H167L168 62V59H167V56H165L163 53L161 54V52L159 53V55H158ZM171 61V60H170ZM173 61V60H172ZM204 61V60H203ZM209 61V60H208ZM218 61H220L219 59H218ZM249 61V60H248ZM259 61H260V59H259ZM91 62V61H90ZM95 62H97V61H95ZM94 62V63H95ZM100 62V61H99ZM149 62V61H148ZM150 62H151V60H150ZM153 62H155V59H154V61ZM222 62V61H221ZM221 62H220V64H221ZM247 62V61H246ZM253 62V61H252ZM251 62V63H252ZM256 62V61H255ZM261 62V61H260ZM66 63V64H67ZM81 63H83V62H81ZM102 63V62H101ZM107 63V62H106ZM121 63V62H120ZM131 63V62H130ZM141 63V62H140ZM207 63H209V62H206V64ZM219 62H217V64H218ZM227 63V62H226ZM258 63V62H257ZM256 63V64H257ZM43 64V63H42ZM64 64V63H63ZM74 64V63H73ZM87 64H90V63H87ZM116 64H117V62H116ZM139 64V63H138ZM155 64H156V62H155ZM159 64V63H158ZM169 64V63H168ZM191 64V63H190ZM205 64V63H204ZM205 64V65H206ZM228 64H229V61H228ZM230 64L232 65V67H233V70L235 69L237 72L236 73H238L239 75L238 76H240V83H238V84H241V86H240V89H236L237 91H239L240 92V94H239V98H238V102H240V104H239V107L238 108H240V107H247L248 105H245V104H243L242 102L243 101H245L244 100V98L245 99H251V98H256V96L259 94V96L261 95L260 94V92H263L264 93V88H262V87H264V86H261L260 87V85H257V82L256 81H258V80H255L258 76H260L261 77V70L262 69H260L259 68V66H257L256 64H255V66L253 65L252 66V72L249 70V73L250 74H248V75H246V73L244 72V71H242L241 70V66H240V68H239V62L236 60V59H234V58H232L231 60H230ZM242 64V63H241ZM248 64H249V62H248ZM254 64V63H253ZM44 65H45V62H44ZM68 65V64H67ZM110 65V64H109ZM120 65H122V63L120 64ZM133 65V64H132ZM135 65V64H134ZM141 65V64H140ZM162 65V64H161ZM189 65V64H188ZM209 65V64H208ZM219 65V64H218ZM230 65V66H231ZM246 65V64H245ZM252 65V64H251ZM250 65V66H251ZM56 67V69L57 68H59V70L57 71V70H55L54 69V72L56 73L55 75H53L54 73L52 72L53 71V68H55ZM78 66V65H77ZM112 66H115V65H112ZM124 66V65H123ZM136 66V65H135ZM138 66V65H137ZM159 66V65H158ZM166 66V65H165ZM222 66V65H221ZM224 66V65H223ZM247 66V65H246ZM53 67V68H52ZM68 67V66H67ZM74 67V66H73ZM82 67V66H81ZM90 67V66H89ZM105 67V66H104ZM103 67V68H104ZM111 66H109L108 68H110ZM200 67V66H199ZM207 67V66H206ZM244 67V66H243ZM77 68V67H76ZM107 68V67H106ZM108 68H107V70H105V68H104V70H103V72L105 71H108ZM120 68V67H119ZM126 68V67H125ZM124 67H122V69H125ZM205 68V67H204ZM203 68V69H204ZM229 68V67H228ZM251 68V67H250ZM67 69V68H66ZM71 69V68H70ZM98 69V68H97ZM121 69V70H122ZM127 69H129V67H127ZM146 69V67L144 68V69H142V67L141 68H139V67H136V74H137V76H135V77H139V80L141 79V77H144V76H146V75H149V76H151L152 77V74L154 73L153 71H152V69L150 68V69H148L147 68V70H145ZM184 69V68H183ZM207 69V68H206ZM229 69H231V68H229ZM244 69V68H243ZM78 70V69H77ZM120 70V69H119ZM155 70V69H154ZM166 70V69H165ZM195 70V69H194ZM220 71H221V69H219ZM218 70V71H219ZM87 71V70H86ZM96 71H98L99 72V70H96ZM115 71V70H114ZM124 71V70H123ZM130 71H131V69H130ZM157 71V70H156ZM188 71H189V69H188ZM197 71H199V69L197 70ZM204 71V70H203ZM217 71V72H218ZM264 71V70H263ZM102 72V73H103ZM120 72V71H119ZM168 72V71H167ZM196 72V71H195ZM200 72V71H199ZM214 72H216V71H214ZM229 72V71H228ZM53 73V74H52ZM70 73V72H69ZM74 73V72H73ZM77 73V72H76ZM91 73V72H90ZM95 73H97V72H95ZM101 73V72H100ZM99 73V74H100ZM107 73V72H106ZM115 73H116V71H115ZM123 73V72H122ZM135 73V72H134ZM211 73V72H210ZM219 73V72H218ZM227 73V72H226ZM264 73V72H263ZM63 74H66L65 75V77H64V75ZM71 74V73H70ZM75 74V73H74ZM74 74H73V77H74ZM85 74V73H84ZM84 74L82 75V76H84ZM89 74V73H88ZM88 74H85V76L83 77V80H84V82L87 84V85H85V86H88L89 88H87L88 90L87 91H89V90H94L95 88L96 89H98L100 86H102V84L101 83H98L97 81H94L93 82V78L94 77H92L90 74L88 75ZM126 74H127V72H126ZM129 74V73H128ZM195 74V73H194ZM198 74V73H197ZM69 75V74H68ZM94 75V74H93ZM97 75V74H96ZM96 75H94L95 76V78H96ZM118 75H121L122 76V74H118ZM118 75H116V77H118L119 78V76ZM216 75H218V74H216ZM232 75V74H231ZM231 75H229V77L231 76ZM250 75V76H249ZM77 76V75H76ZM75 76V77H76ZM79 76H80V73H79ZM81 76V77H82ZM102 77V75H99L98 76V78L99 77ZM124 76V75H123ZM127 76V75H126ZM196 76V75H195ZM212 76V75H211ZM237 76V77H238ZM74 77V78H75ZM111 77V76H110ZM128 77V76H127ZM133 77V76H132ZM147 77V76H146ZM193 77V76H192ZM198 77V75L196 76V78ZM218 77V76H217ZM229 77L227 76V75H224V74H222L221 75V77L220 78H222L223 79V81L222 82H224V80L225 81H227V80H229ZM260 77H258V79L260 78ZM70 78H72V77H70ZM95 78H94V80H95ZM121 78V77H120ZM129 78V77H128ZM131 78V77H130ZM149 78V77H148ZM194 78V77H193ZM219 78V77H218ZM232 78V77H231ZM262 79L264 78L263 77V74H262V77H261ZM261 78H260V80H261ZM59 79V80H60ZM78 79V78H77ZM111 79V78H110ZM109 79V80H110ZM123 79V78H122ZM217 79V78H216ZM238 79H239V77H238ZM58 79H57V81H59ZM71 80V79H70ZM91 80H92V82L95 84V82H97L98 84H100V86L98 85H96V87L95 86H93L94 84H92V82H91ZM97 80H99V79H97ZM105 80V79H104ZM115 80V79H114ZM117 80V79H116ZM124 80H125V78H124ZM131 80V79H130ZM130 80H128L127 82L129 83V81ZM138 80V79H137ZM193 80V79H192ZM56 81V82H57ZM63 82V80H60V82ZM73 81H74V79H73ZM78 81V80H77ZM77 81H75V82H77ZM103 81V80H102ZM106 81V80H105ZM118 81V80H117ZM122 81V80H121ZM133 81V80H132ZM136 81V80H135ZM213 81H214V79H213ZM212 81V82H213ZM238 81V80H237ZM64 82H66V81H64ZM69 82V81H68ZM74 82V83H75ZM79 82V81H78ZM83 82V81H82ZM83 82V83H84ZM100 82H101V80H100ZM107 82H110V83H112V79H111V81H107ZM123 82V81H122ZM138 82V81H137ZM142 82V81H141ZM175 82V81H174ZM173 82V83H174ZM227 82H229V81H227ZM226 82V83H227ZM232 82V81H231ZM239 82V81H238ZM254 82H256V83H254ZM53 83H54V81H53ZM67 83V82H66ZM72 83V82H71ZM82 83V84H83ZM84 83V84H85ZM103 83V82H102ZM110 83H107L108 85L110 84ZM118 83V82H117ZM135 83V82H134ZM146 83V82H145ZM220 83V82H219ZM60 84V83H59ZM62 84V83H61ZM79 84V83H78ZM104 84H105V82H104ZM103 84V86L102 87H104V86H106V84L104 85ZM122 84V83H121ZM137 84V83H136ZM142 84V83H141ZM194 84V83H193ZM212 84H216L215 83V81H214V83H212ZM29 85H33V86H35V87H37V89H38V87L39 86H42L43 88L41 89V90H44L43 91V93H41L42 94V97H41V95H40V98L42 99V101H40L41 103V105L42 106H44L45 108H43V109H46V110H44V111H46L45 113H44V111L42 112V110L40 111V109H39V111H40V113H44L42 116V118H40V116L38 117V115L39 114H37V112L36 111H38V109L36 110V107H34V109L32 108V106L33 105H35V103L33 102V101H35V102H37L36 101V99L35 100H30L29 102L31 103V104H33V105H30V103L28 102V101H21L20 99H22L23 97H24V93L26 94V90H25V87L27 86V88H29L28 86ZM56 85H58V84H56ZM55 85V86H56ZM63 85V84H62ZM76 85V84H75ZM123 85V84H122ZM121 85V86H122ZM125 85H126V83H125ZM217 85V84H216ZM221 85H223V84H221ZM230 85V84H229ZM82 86V85H81ZM80 86V87H81ZM111 86V85H110ZM116 86V85H115ZM136 86V85H135ZM140 86V85H139ZM142 86V85H141ZM140 86V87H141ZM226 86V85H225ZM63 87H68L67 89H69V91L66 89V88H63ZM75 87V86H74ZM77 87H78V85H77ZM76 87V88H77ZM84 87V86H83ZM82 87V88H83ZM123 88H126V87H124V86H122ZM121 87V88H122ZM128 87H129V85H128ZM131 87L133 88V86L131 85ZM212 87V86H211ZM237 87V86H236ZM30 88H33V87H30ZM29 88V89H30ZM79 88V87H78ZM82 88H81V90H82ZM101 88V87H100ZM115 88V87H114ZM122 88V89H123ZM137 88V87H136ZM210 88V87H209ZM217 88H218V86H217ZM216 88V89H217ZM221 88V87H220ZM223 88H225L224 86H223ZM229 88V87H228ZM235 88V87H234ZM29 89H27V91L29 90ZM35 89V88H34ZM84 89V88H83ZM85 89H86V87H85ZM84 89V90H85ZM111 89V88H110ZM197 89V88H196ZM215 89V88H214ZM36 90V89H35ZM79 90V89H78ZM103 90V89H102ZM115 89H113V91H114ZM121 90V89H120ZM124 90V89H123ZM159 90V89H158ZM192 90V89H191ZM235 90V91H236ZM25 91V92H24ZM30 91H31V89H30ZM32 91H33V89H32ZM37 91V90H36ZM40 91V90H39ZM38 91V92H39ZM87 91H85V92H83V93H87ZM128 90H127V88H126V91L125 92H127ZM210 91H211V93L212 92H214L215 93V90L214 91H212V89H210ZM217 91V90H216ZM234 91V92H235ZM237 91L235 92V93H237ZM24 92V93H23ZM35 91H33V93H34ZM38 92H36V94H34V95H39V93ZM78 92V91H77ZM103 93L102 94H104L105 95V93H104V91H102ZM109 92V91H108ZM111 92V91H110ZM170 92V91H169ZM23 93V94H22ZM27 93H29V91L27 92ZM79 93V92H78ZM80 93H81V91H80ZM79 93V95H81ZM94 93H95V90H94ZM94 93H93V96H94ZM100 93H101V90H100ZM130 93V92H129ZM132 93V92H131ZM136 93V92H135ZM179 93V92H178ZM190 93V92H189ZM218 93V92H217ZM234 93V94H235ZM262 93V94H263ZM23 95V97H22V95ZM30 95L32 94V92L31 93H29ZM88 94V93H87ZM86 94V95H87ZM97 94V93H96ZM102 94H100V95H102ZM108 94V93H107ZM113 94V93H112ZM112 94L110 93V95H111V97H112ZM155 94V93H154ZM28 94H26L25 96H27ZM33 95V94H32ZM33 95V96H34ZM76 95H78L77 93H76ZM75 95V96H76ZM85 95V94H84ZM99 95V94H98ZM109 95V96H110ZM121 95V94H120ZM126 94H124L123 96H122V98H121V96H120V98L121 99H118L117 100V102L119 103L120 102V100H122L124 97H126L125 96ZM150 95V94H149ZM175 95V94H174ZM218 95V94H217ZM222 95H226V94H222ZM221 94H220V97H223ZM237 95V94H236ZM19 96H21L20 98H19ZM33 96H31V97H33ZM108 96V97H109ZM182 96V95H181ZM190 96V95H189ZM219 96V95H218ZM227 96V95H226ZM263 95H261V97H262ZM35 97V96H34ZM81 97H83L82 95L78 98L79 100H81V101H79V105L82 107V109L84 108V107H86V108H92V107H90V104H91V102H92V100H91V102H89V101H87L86 100V98H85V96L81 99ZM87 97H88V95H87ZM95 97H97L96 95H95ZM100 97V96H99ZM104 97V96H103ZM114 97H115V95H114ZM158 97V96H157ZM164 97V96H163ZM194 97H196V96H194ZM220 97H219V99H220ZM225 97V96H224ZM264 97V96H263ZM262 97V98H263ZM25 98V97H24ZM28 98V97H27ZM27 98H25V100L27 99ZM37 98V97H36ZM39 98V97H38ZM76 98V97H75ZM102 98V97H101ZM106 98V97H105ZM165 98V97H164ZM182 98V97H181ZM180 98V99H181ZM192 98V97H191ZM197 98V97H196ZM29 99V98H28ZM34 99V98H33ZM74 99V98H73ZM90 99H91V94H90ZM92 99H93V97H92ZM98 99H100V98H98L97 97V100ZM110 99H112V98H110ZM131 99H132V97H131ZM139 99V98H138ZM156 99V98H155ZM154 99V100H155ZM179 99V101H181ZM183 99V98H182ZM193 99V98H192ZM209 99V98H208ZM217 99V98H216ZM257 99V98H256ZM24 100V99H23ZM40 100V99H39ZM61 100V101H60ZM76 100V99H75ZM75 100H73V102H75ZM96 100V99H95ZM102 100V99H101ZM114 99H112V101H113ZM126 100V99H125ZM152 100V99H151ZM150 100V101H151ZM191 100V99H190ZM207 100V99H206ZM206 100H204L205 102H206ZM258 100H259V98H258ZM264 100V99H263ZM94 101V100H93ZM103 101V100H102ZM127 101V100H126ZM166 101V100H165ZM174 101H176V100H174ZM197 101V100H196ZM195 101V102H196ZM217 101V100H216ZM237 101V100H236ZM252 101V100H251ZM261 100H259L258 102L256 101V100H254V102L256 103H259ZM29 104H28V103ZM69 102V101H68ZM72 102V103H73ZM90 104H89V103ZM97 102H99V101H97ZM101 102V101H100ZM122 102H124V101H122ZM129 102V101H128ZM144 102H145V100H144ZM182 102V101H181ZM193 102V101H192ZM205 102L203 103V106L205 105ZM233 102V101H232ZM38 103H39V101H38ZM38 103H36V106H37V104ZM63 103V102H62ZM71 102H69L68 103V106L66 107V108H69V104H70ZM94 103H96V102H94ZM111 103V102H110ZM121 103V102H120ZM162 103H163V101H162ZM168 103V102H167ZM189 103V102H188ZM256 103V104H257ZM66 104V103H65ZM64 104V105H65ZM115 104V103H114ZM122 104H124V103H122ZM210 104V103H209ZM252 104H253V102H252ZM264 104V103H263ZM41 105H38V106H41ZM67 105V104H66ZM65 105V106H66ZM72 105H78V103L77 104H72ZM118 104L116 103V106H117ZM185 105V104H184ZM206 105H208V104H206ZM210 105H212V104H210ZM233 105V104H232ZM38 106H37V108H38ZM94 106H95V104H94ZM109 106V105H108ZM120 106V105H119ZM118 106V107H119ZM122 106V105H121ZM125 106V105H124ZM129 106V105H128ZM209 106V105H208ZM227 106V105H226ZM258 107H259V105H257ZM70 107H74V106H71L70 105ZM76 107H79V106H75V110L77 111V109L79 110L81 107H79V108H77L76 109ZM96 107V106H95ZM94 107V108H95ZM106 107H107V105H106ZM206 107V106H205ZM54 108H53V110H54ZM124 108V107H123ZM126 108V107H125ZM150 108V107H149ZM168 108V107H167ZM188 108H190V107H188ZM207 108H210V107H207ZM212 108V107H211ZM210 108V109H211ZM233 108V107H232ZM231 108V109H232ZM61 109V108H60ZM59 109V110H60ZM71 109V108H70ZM70 109H68V112H70ZM74 109V108H73ZM99 109V108H98ZM116 109V108H115ZM117 109H119V108H117ZM121 109V108H120ZM191 109V108H190ZM243 109V108H242ZM263 109V108H262ZM261 109V110H262ZM36 110V111H35ZM52 110V109H51ZM62 110V112H65L63 109H61ZM81 110V109H80ZM91 110V109H90ZM172 110V109H171ZM216 110V109H215ZM233 110V109H232ZM236 110H238L237 109V107H236ZM245 110V109H244ZM38 111V112H39ZM51 112L50 114L49 113H47V112ZM57 112H58V110H56ZM72 111V110H71ZM74 111V110H73ZM70 112V113H74V112ZM75 111V112H76ZM82 111V110H81ZM84 111V110H83ZM103 111H104V109H103ZM112 111V110H111ZM114 111H117V110H114ZM149 111V110H148ZM174 111V110H173ZM185 111V110H184ZM191 111V110H190ZM250 111V110H249ZM54 112V111H53ZM67 111H66V113L65 114H69ZM78 112V111H77ZM85 112V111H84ZM151 113H152V111H150ZM162 112V111H161ZM217 112V111H216ZM244 112V111H243ZM79 113V112H78ZM90 113V112H89ZM175 113V112H174ZM204 113V112H203ZM242 113V112H241ZM58 114H60L59 116L62 118V120L64 119L63 117H64V113H63V117L61 116L62 115V113H58ZM94 114V113H93ZM131 114V113H130ZM185 114V113H184ZM194 114V113H193ZM67 115H65L66 117H68L69 119H71L69 116H67ZM83 115V114H82ZM86 115V114H85ZM211 115V114H210ZM253 115V114H252ZM58 116V117H59ZM79 116V115H78ZM77 116V117H78ZM88 116V115H87ZM101 116V115H100ZM172 116V115H171ZM203 116V115H202ZM221 116V115H220ZM246 116V115H245ZM53 117V116H52ZM71 117H73V116H71ZM81 117V116H80ZM79 117V118H80ZM139 117V116H138ZM153 117V116H152ZM224 117V116H223ZM250 117V116H249ZM49 118V117H48ZM55 118H56V116H55ZM60 118V119H61ZM75 118V117H74ZM101 118V117H100ZM199 118V117H198ZM246 118V117H245ZM50 119V118H49ZM66 119L67 118H65V121H66ZM91 119V118H90ZM98 119V118H97ZM96 119V120H97ZM131 119V118H130ZM142 119V118H141ZM175 119V118H174ZM207 119V118H206ZM215 119V118H214ZM249 120H250V118H248ZM264 119V118H263ZM54 120V119H53ZM168 120H170V118L168 119ZM216 120H217V118H216ZM219 120V119H218ZM240 120V119H239ZM61 121V120H60ZM64 121V122H65ZM72 121V120H71ZM77 121V120H76ZM82 121V120H81ZM89 121V120H88ZM139 121V120H138ZM163 121V120H162ZM179 121V120H178ZM259 121V120H258ZM55 122V121H54ZM62 122V121H61ZM67 122V121H66ZM83 122V121H82ZM195 122V121H194ZM199 122V121H198ZM239 122V121H238ZM50 123V124H49ZM73 123V122H72ZM78 123V122H77ZM89 123V122H88ZM87 123V124H88ZM151 123V122H150ZM157 123V122H156ZM52 124V126L53 125H55V127L53 126L52 127V129H50V125ZM57 124H58V122H57ZM61 124H63V123H61ZM82 124V123H81ZM85 124V123H84ZM112 124V123H111ZM153 124V123H152ZM151 124V125H152ZM162 124V123H161ZM238 124V123H237ZM259 124V123H258ZM65 125H67V124H65ZM69 125V124H68ZM75 125V124H74ZM86 125V124H85ZM264 125V124H263ZM77 127H78V125H76ZM81 126V125H80ZM127 126H128V124H127ZM146 126V125H145ZM184 126V125H183ZM220 126V125H219ZM239 126V125H238ZM249 126V125H248ZM252 126V125H251ZM259 126V125H258ZM63 127H64V125H63ZM62 127V125H61V128H63ZM98 127V126H97ZM119 127V126H118ZM144 127V126H143ZM147 127V126H146ZM198 127V126H197ZM201 127V126H200ZM255 127H257L256 125H255ZM64 128H67V127H64ZM64 128H63V130H64ZM70 128V127H69ZM79 128V127H78ZM125 128V127H124ZM183 128V127H182ZM56 129H58L59 130V126H58V128H56ZM71 129V128H70ZM82 129V128H81ZM83 129H84V127H83ZM92 129V128H91ZM100 129V128H99ZM245 129V128H244ZM256 129V128H255ZM63 130H61L62 132H65V131H63ZM66 130V129H65ZM68 130L69 129H67V132L63 135V136H68L67 135V133H68ZM73 131H74V128L72 129ZM72 130H70L72 133H73V131ZM106 130V129H105ZM113 130V129H112ZM258 130V129H257ZM76 131V130H75ZM95 131V130H94ZM93 131V132H94ZM192 131V130H191ZM243 131V130H242ZM256 131V130H255ZM260 131V130H259ZM59 132H60V130H59ZM70 132V133H71ZM78 132V131H77ZM116 132V131H115ZM176 132V131H175ZM189 132V131H188ZM251 132V131H250ZM253 132V131H252ZM262 131H260V133H261ZM69 133V134H70ZM71 133V135H70V137H72V139H73V137H76V135H77V133L75 132V135H74V133L72 134ZM140 133V132H139ZM157 133V132H156ZM195 133V132H194ZM206 133V132H205ZM214 133V132H213ZM228 133V132H227ZM63 134V133H62ZM197 134H199V132L197 133ZM243 134V133H242ZM264 134V133H263ZM78 135H79V132H78ZM95 135H96V133H95ZM98 135V134H97ZM103 135V134H102ZM174 135V134H173ZM223 135V134H222ZM232 135V134H231ZM230 135V136H231ZM253 135H254V133H253ZM261 135V134H260ZM259 135V136H260ZM62 136V137H63ZM99 136H101V135H99ZM202 136V135H201ZM255 136V135H254ZM70 137H68V138H70ZM79 137V136H78ZM77 137V138H78ZM95 137V136H94ZM98 137V136H97ZM161 137V136H160ZM167 137V136H166ZM198 137V136H197ZM232 137V136H231ZM235 137V136H234ZM244 137V136H243ZM249 137V136H248ZM261 137H263V136H261ZM64 138V137H63ZM81 138V137H80ZM102 138V137H101ZM179 138V137H178ZM191 138V137H190ZM200 138V137H199ZM213 138V137H212ZM227 138V137H226ZM71 138L69 139V140H72ZM211 139V138H210ZM234 139V138H233ZM240 139V138H239ZM246 139V138H245ZM249 139V138H248ZM253 139V138H252ZM63 140V139H62ZM65 140H66V137H65ZM74 140H75V138H74ZM82 140V139H81ZM97 140V139H96ZM99 140V139H98ZM97 140V141H98ZM106 140V139H105ZM196 140V139H195ZM213 140V139H212ZM220 140V139H219ZM222 140V139H221ZM60 141V140H59ZM78 141H80V140H78ZM77 140H76V142H77V144H81V143H83V140L81 141V143L80 142H78ZM86 141V140H85ZM101 141V140H100ZM109 141V140H108ZM187 141V140H186ZM261 141V140H260ZM66 142V141H65ZM71 142V144H72V141H70ZM69 142V143H70ZM76 142H74L73 143V145L75 146V144H76ZM117 142V141H116ZM169 142V141H168ZM182 142V141H181ZM189 142V141H188ZM191 143H189L188 145H185L184 147H185V149H186V147L187 148H195V149H197V150H199V152H201V156H202V154H203V157H205L204 159H205V161H208L209 162V160H210V156H213V153H215L216 152V154H217V152H222V151H225L226 150V148H223V147H221V146H217V147H207V145H205V144H203V146L204 147H199V145L198 146H195V145H193L192 143V141H190ZM197 142H198V140H197ZM196 142V143H197ZM219 142V141H218ZM230 142V141H229ZM231 142H233V141H231ZM257 142H258V140H257ZM58 143V142H57ZM61 143V142H60ZM86 143V144H85ZM84 144L85 145H87V142H85ZM187 143V142H186ZM195 143V142H194ZM210 143V142H209ZM217 143V142H216ZM215 143V144H216ZM226 143V142H225ZM238 142H236V144H237ZM250 143V142H249ZM251 143H252V141H251ZM84 144H81V145H84ZM115 144V143H114ZM165 144V143H164ZM170 144V143H169ZM219 144H221V143H219ZM223 144V143H222ZM234 144H235V142H234ZM235 144V145H236ZM243 144V143H242ZM247 144H248V142H247ZM62 145H64V144H62ZM67 145H68V143H67ZM66 145V146H67ZM89 145H90V142H89ZM88 145V146H89ZM94 145V144H93ZM103 145V144H102ZM107 145V144H106ZM210 144H208V146H209ZM225 145V144H224ZM233 145V144H232ZM239 145V144H238ZM237 145V146H238ZM245 145V144H244ZM259 145H262L263 146V143L262 144H259ZM258 145V146H259ZM60 146V145H59ZM58 146V147H59ZM65 146V147H66ZM70 146V145H69ZM132 146V145H131ZM130 146V147H131ZM134 146V145H133ZM200 146H202L201 144H200ZM213 146V145H212ZM257 146V145H256ZM61 147V146H60ZM71 147H72V145H71ZM71 147H69V148H71ZM92 147V146H91ZM90 147V148H91ZM104 147V146H103ZM171 147H172V145H171ZM225 147H227L226 145H225ZM230 147V146H229ZM253 147V146H252ZM261 149H263V147H261V146H259ZM64 148V147H63ZM62 147L61 148H59V149H63ZM68 148V147H67ZM74 148H76V146L74 147ZM82 148H83V146H82ZM85 148V147H84ZM84 148H83V150H84ZM93 148V147H92ZM139 148V147H138ZM182 148V147H181ZM257 147H255L254 148V150L256 149ZM80 149H81V147H80ZM79 149V150H80ZM135 149V148H134ZM156 149H157V147H156ZM160 149V148H159ZM178 149H180V147L178 148ZM195 149H193V150H195ZM258 150L256 151L257 153H258V156L259 157H257V159H255V160H258V159H260V161L262 162V164H264V151H262L261 149H259V148H257ZM58 150V149H57ZM73 150V152H74V149L73 148H71V151ZM79 150H77V151H79ZM82 150V149H81ZM88 150V149H87ZM109 150V149H108ZM184 150V149H183ZM192 150V151H193ZM232 150H234V149H231V151ZM251 150V148H249L248 146H242L241 147V149L239 148L238 149V153H239V158L241 159V157H245V159L249 156V154H251V152H253L254 150H252V151H250ZM264 150V149H263ZM59 151V150H58ZM88 151H92V149L91 150H88ZM99 151V150H98ZM103 151V150H102ZM128 151V150H127ZM175 151V150H174ZM185 151V150H184ZM227 151H230L229 149L227 150ZM226 151V152H227ZM81 152V151H80ZM79 152V154H78V152H77V155L74 157V156H72V157H74L73 159H75V161H73V162H79L80 161V158H81V155H82V153H80ZM83 152H86V150L85 151H83ZM94 152V151H93ZM104 152V151H103ZM119 152V151H118ZM160 152V151H159ZM158 152V153H159ZM177 152H178V150H177ZM176 152V153H177ZM182 154H183V152L182 151H180ZM88 153V152H87ZM92 153V152H91ZM90 153V154H91ZM123 153V152H122ZM128 153V152H127ZM129 153H131V152H129ZM155 153V152H154ZM165 153V152H164ZM185 153V152H184ZM229 153V152H228ZM257 153H256V155H257ZM67 154H69L70 155V153H67ZM72 154V153H71ZM74 154V153H73ZM75 154H76V152H75ZM74 154V155H75ZM100 154H101V152H100ZM171 154V153H170ZM186 154V153H185ZM190 154V153H189ZM200 154V153H199ZM221 155H223V153H220ZM225 154H227V153H225ZM237 154V153H236ZM253 154V153H252ZM251 154V155H252ZM255 154V153H254ZM0 156L1 158H3V156ZM9 155H7V156H9ZM92 155V157L94 156L93 154H91ZM97 155V154H96ZM104 155V154H103ZM6 156V157H7ZM88 156V155H87ZM135 156V155H134ZM172 156V155H171ZM170 156V157H171ZM174 156H176V155H174ZM216 156H219V155H216ZM226 156V155H225ZM237 156V155H236ZM235 156V157H236ZM237 156V157H238ZM5 157V156H4ZM65 157V156H64ZM220 157V156H219ZM219 157H216V158H219ZM227 157V156H226ZM232 157H233V159H234V156L232 155ZM252 157V156H251ZM8 158H10V157H8ZM83 158H84V154H83ZM82 158V159H83ZM96 158V157H95ZM104 158V157H103ZM152 158V157H151ZM163 158V157H162ZM177 158H178V156H177ZM208 158H209V160H208ZM213 158H215L214 156H213ZM228 158V157H227ZM231 158V157H230ZM229 158V159H230ZM249 158H250V156H249ZM56 159H57V157H56ZM62 159H65V158H62ZM70 159H72L71 157H70ZM69 159V160H70ZM92 159V158H91ZM189 159V158H188ZM212 159V158H211ZM228 159V160H229ZM238 159V158H237ZM253 158H250V160H252ZM5 160V159H4ZM7 160H9V159H7ZM18 160V159H17ZM16 160V161H17ZM67 160V159H66ZM69 160H67V162H69ZM84 160V159H83ZM95 160V159H94ZM161 160V159H160ZM182 160V159H181ZM203 160V159H202ZM219 160V159H218ZM217 160V161H218ZM227 160V159H226ZM1 161H3V159L1 160ZM1 161H0V163H1ZM6 161V160H5ZM10 161V160H9ZM12 161V160H11ZM58 161V160H57ZM65 161V160H64ZM64 161H62V162H64ZM71 161V160H70ZM87 161V160H86ZM89 161V160H88ZM92 161V160H91ZM97 161H98V158H97ZM96 161V162H97ZM183 161V160H182ZM204 161V160H203ZM214 161V160H213ZM216 161V162H217ZM220 161V160H219ZM231 161H234V160H231ZM240 160L238 159V162L236 161H234V164L236 163H240L239 162ZM242 161V164H244V162H243V159L241 160ZM246 161V163H247V160H245ZM259 161V162H260ZM4 162V161H3ZM13 162V161H12ZM12 162H10V163H12ZM14 162H13V164H14ZM19 162H22V163H19ZM18 163L21 165V164H25L23 161H19ZM60 162H61V160H60ZM72 162V163H73ZM102 162V161H101ZM158 162V161H157ZM186 162V161H185ZM208 162L206 163V164H204L202 167L204 168V171H208L209 170V166H211V165H208ZM216 162H215V164H216ZM221 162H223V161H221ZM224 162H225V160H224ZM227 162V161H226ZM257 162V161H256ZM5 163V162H4ZM6 163H7V161H6ZM5 163V164H6ZM9 163V162H8ZM65 163V162H64ZM71 163V164H72ZM75 163H74V165H75ZM76 163V164H77ZM90 163V162H89ZM98 163V162H97ZM232 163V162H231ZM2 164V163H1ZM19 164H17L16 162H15V165L14 166H18ZM53 164V163H52ZM69 164H70V162L69 163H67V165L69 166ZM79 164V163H78ZM164 164V163H163ZM163 164H162V166H163ZM200 164H201V162H200ZM219 164V163H218ZM227 164H229V163H227ZM233 164V165H234ZM235 164V165H236ZM241 164V165H242ZM6 165H9V164H6ZM6 165L4 166L5 168H7L6 167ZM19 165V166H20ZM48 165H50L49 167H48ZM66 165V166H67ZM90 165V164H89ZM97 165V164H96ZM116 165V164H115ZM186 165V164H185ZM219 165H221V164H219ZM218 165V166H219ZM232 165V164H231ZM240 164H238V166H239ZM257 165V164H256ZM10 166V165H9ZM8 166V167H9ZM11 166H12V164H11ZM19 166H18V168H19ZM25 166V165H24ZM23 166V167H24ZM76 166V165H75ZM74 166V167H75ZM88 166V165H87ZM213 166H215V165H213ZM216 166H217V164H216ZM217 166V167H218ZM224 166V165H223ZM227 166V165H226ZM0 167H2V166H0ZM22 167V166H21ZM20 167V168H21ZM91 167V166H90ZM170 167V166H169ZM189 167H191V166H188L187 168L189 169ZM202 167H201V169H202ZM217 167H215V168H213L214 169V172H215V169H217ZM227 167H229V165L227 166ZM227 167H226V169H227ZM234 167V166H233ZM236 167H237V165H236ZM241 167H243V166H241ZM245 167V166H244ZM3 168V167H2ZM64 168V167H63ZM67 168V167H66ZM69 168V167H68ZM73 168V167H72ZM77 168V167H76ZM86 168V167H85ZM88 168V167H87ZM94 168H95V166H94ZM198 168V167H197ZM211 168H212V166H211ZM221 168V167H220ZM231 168V167H230ZM229 168V169H230ZM246 168V167H245ZM245 168H243V169H245ZM25 169H27V168H25ZM93 169V168H92ZM103 169V168H102ZM186 169V168H185ZM184 169V170H185ZM219 169V168H218ZM228 169V170H229ZM242 169V168H241ZM242 169V170H243ZM6 170V169H5ZM10 170V169H9ZM13 170V169H12ZM17 170V169H16ZM97 170V169H96ZM104 170V169H103ZM161 170V169H160ZM164 170V169H163ZM175 170V169H174ZM177 170H179V168L177 169ZM194 170H196V169H194ZM212 170V169H211ZM231 170V169H230ZM233 170V169H232ZM235 171V174H236V171L237 170H239L240 172V174H241V170L240 169H234ZM246 170V169H245ZM244 170V171H245ZM4 171V170H3ZM18 171V170H17ZM76 171V170H75ZM83 171V170H82ZM105 171V170H104ZM107 171V170H106ZM156 171V170H155ZM186 171V170H185ZM197 171V170H196ZM218 171V170H217ZM225 171V170H224ZM258 171H259V169H258ZM260 171H262V170H260ZM91 172V171H90ZM96 172V171H95ZM100 173H101V171H99ZM164 172V171H163ZM198 172V171H197ZM208 172H210V171H208ZM222 172V171H221ZM226 172H227V170H226ZM229 172V171H228ZM231 172V171H230ZM233 172V171H232ZM233 172V173H234ZM246 172H248V171H245L244 172V174L246 173ZM73 172H71V175H73L72 174ZM78 173V172H77ZM92 173V172H91ZM103 173V172H102ZM160 173V172H159ZM182 173V172H181ZM180 173V174H181ZM216 173V175H217V172H215ZM238 173V174H239ZM11 174V173H10ZM13 174H14V172H13ZM75 174V173H74ZM152 174V173H151ZM166 174V173H165ZM173 174V173H172ZM193 174V173H192ZM207 173H205V175H206ZM209 175H211L210 173H208ZM213 174V173H212ZM219 174V173H218ZM253 174V173H252ZM12 175V174H11ZM11 175H9V176H11ZM76 175V174H75ZM74 175V176H75ZM87 175V174H86ZM170 175H171V173H170ZM214 176H216L215 174H213ZM213 175L210 177L211 179H213ZM226 175V174H225ZM232 175V174H231ZM241 175H243V174H241ZM2 176V177H1ZM13 176H12V178H13ZM80 176V175H79ZM208 176V175H207ZM245 176V175H244ZM251 176V175H250ZM259 176V175H258ZM8 177V176H7ZM159 177V176H158ZM196 177V176H195ZM217 177V176H216ZM261 177V176H260ZM9 178V177H8ZM11 178V177H10ZM72 178H74L73 176L71 177V179ZM132 178V177H131ZM152 178V177H151ZM155 178V177H154ZM209 178V179H210ZM237 178V177H236ZM246 178V177H245ZM255 178H256V176H255ZM14 179V178H13ZM17 179H19V181L17 180ZM23 179V178H22ZM26 179L24 180L25 181V183H26ZM70 179V180H71ZM159 179H160V177H159ZM205 179V178H204ZM207 180H209L208 178H206ZM211 179H210V181H211ZM220 179V178H219ZM240 179V178H239ZM261 179L262 178H260V180L259 181H261ZM78 180V179H77ZM96 180H97V178H96ZM153 180V179H152ZM156 180V179H155ZM187 180V179H186ZM221 180V179H220ZM235 180V179H234ZM246 180V179H245ZM63 181V182H62ZM76 181V180H75ZM170 181V180H169ZM196 181V180H195ZM194 181V182H195ZM210 181H207V183L208 182H210ZM213 181V180H212ZM217 181H218V179H217ZM217 181H214V182H217ZM80 182H81V180H80ZM82 182H85V180L83 179V181ZM99 182V181H98ZM134 182H135V180H134ZM153 182V181H152ZM155 182V181H154ZM172 182V181H171ZM170 182V183H171ZM221 182V181H220ZM220 182H218L219 184H220ZM235 182H237L238 183V181H235ZM234 182V183H235ZM247 181H245V183H246ZM35 183H37V184H35ZM63 183V185H61ZM90 183V182H89ZM101 183V182H100ZM174 183V182H173ZM182 183V182H181ZM193 183V182H192ZM191 183V184H192ZM199 183V182H198ZM236 183V184H237ZM244 183V184H245ZM256 183V182H255ZM18 186H17V185ZM25 185V186H22V185ZM79 184V183H78ZM133 184V183H132ZM214 184V183H213ZM225 184V183H224ZM90 185V184H89ZM95 185H96V183H95ZM171 185V184H170ZM188 185V184H187ZM206 185V184H205ZM215 185V184H214ZM217 185V184H216ZM222 185H223V183H222ZM255 185V184H254ZM257 185V184H256ZM15 186H17V187H15ZM87 186V185H86ZM91 186V185H90ZM132 186V185H131ZM153 186V185H152ZM175 186V185H174ZM201 186V185H200ZM225 186H227V185H225ZM235 186H237V185H235ZM247 186V185H246ZM258 186V185H257ZM13 187V188H12ZM78 187L80 188L81 187V184H80V186L78 185ZM88 187V186H87ZM99 187V186H98ZM101 187H103V186H101ZM135 187V186H134ZM173 187V186H172ZM196 187H197V185H196ZM195 187V188H196ZM218 187V186H217ZM233 187V186H232ZM15 188V189H14ZM84 188V187H83ZM104 188V187H103ZM129 188V187H128ZM143 188V187H142ZM189 188V187H188ZM216 188V187H215ZM221 188V187H220ZM238 188V187H237ZM258 188V187H257ZM101 189V188H100ZM113 189V188H112ZM183 189H184V187H183ZM201 189V188H200ZM209 189V188H208ZM254 189V188H253ZM80 190H82V189H80ZM79 190V192H81ZM84 190H86V189H84ZM88 190V189H87ZM103 190V189H102ZM119 190H121V189H119ZM131 190V189H130ZM185 190V189H184ZM202 190H203V188H202ZM218 190H220L219 188H218ZM236 190V189H235ZM251 190V189H250ZM255 190V189H254ZM258 190V189H257ZM260 190V189H259ZM263 190V189H262ZM90 191H91V189H90ZM89 191V192H90ZM116 191V190H115ZM140 191H141V189H140ZM168 191V190H167ZM173 191V190H172ZM239 191V190H238ZM248 191V190H247ZM247 191H244V192H247ZM83 192V191H82ZM87 192V191H86ZM105 192V191H104ZM103 192V193H104ZM119 192V191H118ZM161 192V191H160ZM181 192V191H180ZM100 193H101V191H100ZM200 193H201V191H200ZM213 193V192H212ZM215 193H218V191L217 192H215ZM213 194V195H211V196H207L206 198H207V200L208 201H206V202H213V203H220V205H221V203H222V201H221V199L223 200V199H225L226 197H228V198H230V193H229V190L227 191V190H222V191H219V193L218 194ZM236 193H237V191H236ZM243 193V192H242ZM81 194V193H80ZM123 194V193H122ZM124 194H125V192H124ZM130 194L131 193H129V196L128 197H133L132 196V194H131V196H130ZM171 194V193H170ZM238 194V193H237ZM243 194H245V193H243ZM248 194V193H247ZM252 194V193H251ZM90 195V194H89ZM93 195H95V194H92L91 196H93ZM97 195V194H96ZM99 195V194H98ZM102 195V194H101ZM118 195V194H117ZM121 195V194H120ZM128 195V194H127ZM126 194L124 195V196H127ZM136 195V194H135ZM157 195V194H156ZM236 195V194H235ZM242 195V194H241ZM254 195V194H253ZM26 196H29V198H26ZM75 196V195H74ZM79 196V195H78ZM91 196H90V198H91ZM103 196V195H102ZM114 196V195H113ZM119 196V195H118ZM124 196L122 197L123 199H124ZM161 196V195H160ZM171 196H172V194H171ZM245 196V195H244ZM22 197H24L25 199H23ZM72 197V196H71ZM86 197V196H85ZM97 197V196H96ZM100 197V196H99ZM127 197V198H128ZM200 197V196H199ZM21 198H22V201H21ZM74 198V197H73ZM84 198V197H83ZM89 198V199H90ZM98 198V197H97ZM117 198V197H116ZM130 198H128V199H130ZM135 198V197H134ZM138 198V197H137ZM137 198H136V200L135 201H137ZM227 198V199H228ZM232 198V197H231ZM103 199V198H102ZM110 199V198H109ZM133 199V198H132ZM165 199H166V197H165ZM172 199V198H171ZM198 199V198H197ZM226 199V200H227ZM245 199V198H244ZM263 199V198H262ZM105 200V199H104ZM107 200V199H106ZM111 200V199H110ZM119 200L121 201V199L119 198ZM126 199H124L123 201H125ZM131 200V199H130ZM130 200H126L127 202V204L129 203V201ZM134 200V199H133ZM152 200V199H151ZM175 200H177V199H175ZM201 200V199H200ZM232 200V199H231ZM241 200V199H240ZM257 200V199H256ZM260 200V199H259ZM83 201V200H82ZM113 201V200H112ZM202 201V200H201ZM239 201V200H238ZM249 201V200H248ZM258 201V200H257ZM19 202V203H20ZM108 202V201H107ZM145 202H147V201H145ZM153 202V201H152ZM234 202V201H233ZM237 202V201H236ZM10 203H13L11 206H9V204ZM71 203V202H70ZM70 203L68 204V205H70ZM110 203V202H109ZM131 203V202H130ZM158 203V202H157ZM168 203H169V201H168ZM167 203V204H168ZM177 203V202H176ZM239 203V202H238ZM263 203V202H262ZM21 204V203H20ZM19 204V205H20ZM63 204V203H62ZM88 204V203H87ZM89 204H90V202H89ZM94 204V203H93ZM123 204L125 205V203L123 202ZM122 204V205H123ZM132 204V203H131ZM134 204V203H133ZM161 204V203H160ZM166 204V205H167ZM170 204V203H169ZM168 204V205H169ZM212 204V203H211ZM217 204V205H218ZM224 204V203H223ZM242 204H243V202H242ZM259 204V203H258ZM116 205V204H115ZM114 204H113V206H115ZM118 205V204H117ZM116 205V206H117ZM124 205L122 206V207H124ZM136 205H137V203L134 205L135 207H136ZM179 205V204H178ZM181 205V204H180ZM184 205V204H183ZM210 205V204H209ZM219 205V207H222V205L220 206ZM226 205V204H225ZM224 205V206H225ZM233 205H236V204H233ZM246 205H247V203H246ZM248 205H250V204H248ZM2 206H5V207H7L6 205H2ZM14 206V205H13ZM16 206H18V204L16 205ZM16 206H14V207H16ZM25 206V205H24ZM66 206V205H65ZM65 206H63L64 207V210H66L65 209ZM73 206H74V204H73ZM115 206V207H116ZM119 206H120V208H121V203L119 204ZM118 206V207H119ZM127 206V205H126ZM134 206H132L131 205V207L133 208ZM144 206V205H143ZM146 206V205H145ZM144 206V207H145ZM152 206V205H151ZM159 206V205H158ZM195 206V205H194ZM213 206V205H212ZM239 206V205H238ZM245 206V205H244ZM7 207V208H8ZM14 207H13V209H14ZM68 207H70V206H68ZM110 207V206H109ZM129 207V206H128ZM128 207H125L126 209H128V211H129V208ZM130 207V209L132 210L131 211V213L133 212V210L134 209H136V208H134V209H132ZM144 207H143V210H144ZM183 207V206H182ZM200 207V206H199ZM208 207V206H207ZM219 207H217V208H219ZM232 207V206H231ZM242 207H243V205H242ZM250 207H252V206H250ZM261 207V206H260ZM264 206H262V208H263ZM1 208V207H0ZM22 208H21V211H22ZM71 208H72V206H71ZM106 208H108V207H106ZM111 208V207H110ZM114 208V207H113ZM185 208V207H184ZM203 208V207H202ZM223 208V207H222ZM245 208V207H244ZM244 208H243V210H242V212L244 211ZM246 208H247V206H246ZM259 207H257V209H258ZM4 209H6V208H4ZM12 209V208H11ZM12 209V210H13ZM85 209V208H84ZM119 209V208H118ZM122 209V208H121ZM124 209V208H123ZM121 210L122 212H126L127 210ZM140 209V208H139ZM154 209V208H153ZM152 209V210H153ZM162 209V208H161ZM164 209V208H163ZM196 209H197V207H196ZM213 209V208H212ZM12 210H10V211H12ZM15 211H17L16 209H14ZM28 210V211H29ZM68 210V209H67ZM67 210L65 211V213L67 212ZM72 210H74V208H72L71 209V211ZM82 210V209H81ZM110 210V209H109ZM112 210V209H111ZM116 210V209H115ZM138 210V209H137ZM151 210V209H150ZM192 210H193V208H192ZM246 211L248 210V208L247 209H245ZM7 211V212H6ZM9 210H5V212L6 213H9L10 212ZM84 211V210H83ZM232 211V210H231ZM256 211V210H255ZM254 211V209L252 208V209H250L249 210V217L250 218H253V219H257V213ZM259 211V210H258ZM3 212V211H2ZM2 212H1V215H2ZM14 212V211H13ZM41 212H43V211H41ZM46 212V213H47ZM70 212V211H69ZM74 212H75V210H74ZM73 212V213H74ZM85 212V211H84ZM102 212H103V210H102ZM108 212V211H107ZM113 212H116V211H114L113 210ZM112 212V214H110V212L108 213V214H110V215H112L113 217H114V213ZM118 212V211H117ZM130 212V211H129ZM129 212H127V215H128V213ZM137 212V211H136ZM135 212V213H136ZM142 212H145V211H142ZM162 212V211H161ZM187 212H188V210H187ZM203 212V211H202ZM201 212V213H202ZM209 212V211H208ZM207 212V213H208ZM211 212H212V210H211ZM210 212V213H211ZM233 212H235V211H233ZM15 214L14 215H16V212H14ZM40 213V212H39ZM44 213V212H43ZM45 213V214H46ZM63 213V212H62ZM77 212H75V214H76ZM131 213H129V214H131ZM134 212H133V215L132 216H135V217H133L134 219H131L132 217H130V218H128L129 217V215H128V217H126L125 215H119L120 217H115L114 219H115V221L117 222V219L118 218H120L119 219V221H121L120 222V224H123L124 225V227L126 226V228H124L126 231L124 232V233H126L127 231H128V229L129 228H131V227H133L134 225H135V218H136V215H134L135 214ZM155 213V212H154ZM197 213H198V211H197ZM205 213V212H204ZM241 213V212H240ZM247 213V212H246ZM263 213V212H262ZM9 214H12V213H9ZM8 214V215H9ZM68 214V213H67ZM78 214H80V213H78ZM78 214H76L77 216H78ZM92 214V213H91ZM104 214H106V213H102V215H104ZM119 214V213H118ZM117 214V215H118ZM149 214V213H148ZM157 214V213H156ZM180 214V213H179ZM185 214V213H184ZM235 214V213H234ZM244 214H245V211H244ZM248 214V213H247ZM3 215H6V214H4L3 213ZM8 215H6L7 217H6V219L7 218H9V220L7 219V221H6V219H5V216H3V217H1L0 216V264H38L39 262H42V264H44L45 262H44V258H42V255L44 254L43 252L44 251H42L41 252V250H40V247H39V245H38V247L36 248V246H37V243H34L33 244V241H31V244L28 242L29 241V239H28V241L26 242H24V241H20L22 238H21V234H19L18 236L21 238V239H19V237L17 236L16 237V239H17V241H16V239L14 238V234L15 233H13L16 229H14L13 227H15V226H13L12 227V230L14 229V231H12L11 230V224H13V221H14V225H15V222L17 221L14 217V215L12 214L11 216H14L13 217V219H15V220H13L12 218H11V216L9 217ZM22 215H23V217H22ZM62 215H64V214H62ZM102 215L99 217V218H101V222H102ZM142 215V214H141ZM143 215H145V214H143ZM160 215V214H159ZM165 215H167V213L165 214ZM183 215V214H182ZM186 215V214H185ZM194 215H196L195 214V212H194ZM203 215V214H202ZM228 215H230V214H228ZM259 215H260V213H259ZM18 216V215H17ZM40 216V215H39ZM67 215H65V216H63L64 218L66 217ZM69 216H71V214L69 213ZM74 216V215H73ZM85 216V215H84ZM111 216V217H112ZM150 216H151V214H150ZM161 216H162V214H161ZM189 214L188 215H186V217L188 218V219H190L189 218ZM200 216H201V214H200ZM219 216V215H218ZM241 216V215H240ZM27 217V216H26ZM43 217V216H42ZM79 217V216H78ZM144 218H145V216H143ZM142 217V218H143ZM159 217V216H158ZM165 217V216H164ZM174 217V216H173ZM222 217H223V215H222ZM231 217V216H230ZM246 217V216H245ZM10 218H11V220H10ZM17 218V217H16ZM18 218H19V216H18ZM19 218V219H20ZM23 218V219H22ZM53 218V217H52ZM68 218V217H67ZM66 218V219H67ZM83 218V217H82ZM88 219L90 218V217H87ZM105 218H106V215H105ZM104 218V219H105ZM141 218V219H142ZM147 218V217H146ZM151 218V217H150ZM175 218V217H174ZM186 218V219H187ZM198 218V217H197ZM219 218V217H218ZM244 218V217H243ZM242 218V219H243ZM43 219V218H42ZM65 219V220H66ZM69 219H71V217H69ZM73 219V218H72ZM78 219V218H77ZM80 219V218H79ZM91 219H92V217H91ZM112 219V218H111ZM152 219L154 220L155 218H153L152 217ZM158 219V218H157ZM156 219V221H155V227H153L154 229H152V231H150L149 233L150 234H153L152 232H154V234L156 233V232H158V230H155V228L156 229H160L161 227H162V225H161V220H162V218L160 219V222L158 221ZM166 219V218H165ZM178 219V218H177ZM193 219V218H192ZM224 219V218H223ZM234 219V218H233ZM238 219V218H237ZM240 219V218H239ZM253 219H251V220H253ZM13 220V221H12ZM25 220V219H24ZM27 220V219H26ZM33 220V219H32ZM52 220H55V221H57L55 218H53ZM58 220H60V218L58 219ZM75 220V219H74ZM143 220V219H142ZM141 220V221H142ZM202 220V219H201ZM221 220V219H220ZM226 219H224V221H225ZM230 220V219H229ZM258 220V219H257ZM12 222L11 224H10V222ZM63 221V220H62ZM76 221V220H75ZM74 221V222H75ZM81 221V220H80ZM85 221H86V219H85ZM98 221V220H97ZM105 221V220H104ZM103 221V222H104ZM108 221H110L111 222V220H108ZM107 221V222H108ZM137 221V220H136ZM140 221V222H141ZM147 221H149V219L147 220ZM152 221V220H151ZM151 221H150V227H152L151 226ZM153 221V222H154ZM163 221V220H162ZM173 221V220H172ZM178 221V220H177ZM189 221V220H188ZM192 221V220H191ZM200 221V220H199ZM215 221H216V219H215ZM223 221V222H224ZM227 221V220H226ZM231 221V220H230ZM254 221V220H253ZM263 221V220H262ZM18 222V221H17ZM30 222V221H29ZM33 222V221H32ZM31 222V223H32ZM36 222V221H35ZM66 222H70V221H68V219H67V221ZM73 222V221H72ZM87 222V221H86ZM88 222H90V220H88ZM92 222H95L96 223V221L94 220V221H92ZM99 222V221H98ZM106 222V223H107ZM109 222V224H111ZM115 222V223H116ZM145 222H146V220H145ZM209 222V221H208ZM247 222H248V220H247ZM254 222H256V220L254 221ZM19 223L20 224H22L21 223V221H19ZM25 223V222H24ZM34 223V222H33ZM65 223V222H64ZM76 223V222H75ZM115 223H114V225L112 224V226L113 227H115ZM119 223V222H118ZM164 223V222H163ZM179 223V222H178ZM217 225L219 226V227H221L222 226V223H221V221H218L217 220ZM225 223V222H224ZM236 223H238V222H236ZM245 223V222H244ZM243 223V224H244ZM17 224V223H16ZM26 224H28L27 222H26ZM35 224V223H34ZM33 224V225H34ZM38 224V223H37ZM36 224V225H37ZM72 224V223H71ZM84 224V221H83V223H82V225ZM89 224H91V222L89 223ZM87 225L86 227H88V226H90V225ZM92 224H94V223H92ZM117 224V223H116ZM141 224V223H140ZM146 224V228H147V222L145 223ZM152 224V225H153ZM202 224V223H201ZM201 224H200V226H201ZM233 224V223H232ZM235 224V223H234ZM251 224V223H250ZM249 224V225H250ZM253 224V223H252ZM25 225V224H24ZM29 225V224H28ZM28 225H26V227L28 226ZM51 225H52V223H51ZM54 225H56L55 223H54ZM63 225V224H62ZM62 225L60 224V228H62ZM65 225H69V224H65ZM73 225V224H72ZM75 225V224H74ZM81 225V226H82ZM84 225H86V224H84ZM98 225V224H97ZM117 225H119V224H117ZM116 225V226H117ZM175 225H177V224H175ZM187 225V224H186ZM213 226H215L214 224H212ZM221 225V226H220ZM240 225V224H239ZM21 226V225H20ZM30 226L32 227V225L30 224L29 225V227L28 228H30ZM64 226V225H63ZM92 226V225H91ZM91 226H90V228H91ZM96 226V225H95ZM100 226V225H99ZM144 226V225H143ZM165 226H166V224H165ZM203 226V225H202ZM232 226V225H231ZM238 226V225H237ZM237 226H235V227H237ZM248 226V225H247ZM23 227V226H22ZM25 227V228H26ZM35 227V226H34ZM86 227H82V228H86ZM118 227V226H117ZM123 227V226H122ZM175 227V226H174ZM187 227V226H186ZM207 227V226H206ZM205 227V228H206ZM233 227H234V225H233ZM16 228L17 229H19V226L17 227L16 226ZM33 228V227H32ZM57 228V227H56ZM55 228V229H56ZM64 228H66V226H64ZM74 228H77V225H75V227ZM82 228H78V229H82ZM101 228H102V226H101ZM107 228V227H106ZM106 228H102L103 230H105ZM141 228V227H140ZM149 228V227H148ZM148 228L146 229V231L148 230ZM166 228H167V226H166ZM168 228H169V226H168ZM176 228H178V227H176ZM189 228V227H188ZM223 228H224V225H223ZM227 228V227H226ZM255 228V227H254ZM259 228V227H258ZM257 228V229H258ZM22 229V228H21ZM27 229V228H26ZM68 229H70V227L68 228ZM77 229V230H78ZM98 229H100V227L98 228ZM143 229H145V228H143ZM143 229H142V231H141V229H139V232H143ZM171 229V228H170ZM183 229V228H182ZM186 229V228H185ZM201 229V231H204L203 229H202V227L200 228ZM214 229H215V227H214ZM221 230H223L222 229V227L220 228ZM230 229V228H229ZM235 229V228H234ZM252 229V228H251ZM20 230V229H19ZM19 230H17V231H19ZM28 230V229H27ZM57 230H58V228H57ZM56 230V231H57ZM64 230V229H63ZM72 230L73 229H71L70 231L72 232ZM75 230V229H74ZM84 230V229H83ZM86 230V229H85ZM94 230V229H93ZM107 230H111V229H107ZM112 230H114V229H112ZM111 230V231H112ZM119 230V229H118ZM121 230H123V229H121ZM132 230V229H131ZM149 230H150V228H149ZM162 230V229H161ZM163 230H164V227H163ZM162 230V231H163ZM172 230H174V229H171V231ZM184 230V229H183ZM225 230V229H224ZM238 230V229H237ZM241 230V229H240ZM253 230H255V229H253ZM22 231V230H21ZM29 231V230H28ZM55 231V230H54ZM53 231V232H54ZM58 231H60V230H58ZM57 231V232H58ZM61 231H62V229H61ZM66 231H67V229H66ZM106 231V230H105ZM129 231H130V229H129ZM170 231V230H169ZM168 231V232H169ZM175 231V230H174ZM197 231V230H196ZM195 231V232H196ZM220 230H218V232H219ZM226 231V230H225ZM20 232V231H19ZM18 232V233H19ZM51 232V231H50ZM63 232V231H62ZM62 232H61V234H62ZM74 232V231H73ZM85 232V231H84ZM95 232V231H94ZM99 233H101V231H98ZM116 232V231H115ZM148 232V231H147ZM165 232H167V231H165ZM164 232V233H165ZM167 232V234H170V233H172V232H170V233H168ZM178 232V231H177ZM206 232H208V230L206 229ZM241 232H242V230H241ZM246 232V231H245ZM260 232V231H259ZM21 233V232H20ZM35 233V232H34ZM40 233V232H39ZM52 233V232H51ZM49 233L50 235H48V238H49V236H52V234L54 235L55 233ZM70 233V232H69ZM77 233H79V232H77ZM77 233H75V234H77ZM81 234H82V231L80 232ZM88 233H90V232H88ZM96 233V232H95ZM94 233V234H95ZM107 233H109L110 235H111V233L110 232H107ZM114 233V232H113ZM127 233H129V232H127ZM127 233L125 234V235H127ZM135 233V232H134ZM143 233H145L146 235H147V233L146 232H143ZM174 233V232H173ZM189 233V232H188ZM197 233V232H196ZM204 233V232H203ZM222 233V232H221ZM237 233V232H236ZM239 233V232H238ZM243 233V232H242ZM247 233V232H246ZM25 234V233H24ZM57 234V233H56ZM56 234H55V237H56ZM72 234V233H71ZM75 234L73 235V236H75ZM81 234H80V236H81ZM106 234V233H105ZM108 234V235H109ZM160 234V233H159ZM235 234V233H234ZM245 234V233H244ZM249 234V233H248ZM28 235H30V234H28ZM58 235V234H57ZM60 235V234H59ZM63 235H64V232H63ZM67 235V234H66ZM86 235V234H85ZM89 235H92V233L91 234H89ZM97 235V234H96ZM101 235V234H100ZM102 235H104V233H102ZM130 235H132L131 233H130ZM156 235V234H155ZM155 235H153V236H155ZM163 235H165V234H162V236ZM189 235V234H188ZM221 235V234H220ZM219 235V236H220ZM225 235V234H224ZM223 235V236H224ZM243 235V234H242ZM251 235V234H250ZM258 235V234H257ZM262 235H263V233H262ZM27 236V235H26ZM25 236V238H23V240H26V238H32L31 236H29V237H26ZM37 236V235H36ZM72 236V237H73ZM219 236H217V237H219ZM228 236V235H227ZM252 236V235H251ZM39 237V236H38ZM46 237V236H45ZM52 237H54V236H52ZM71 236H69V238H72ZM91 237V236H90ZM89 237V238H90ZM106 237V236H105ZM132 237L133 236H131V240L133 241V239H132ZM144 237V239H145V236H143ZM156 237V236H155ZM168 237V236H167ZM167 237H165V239L167 238ZM252 237H254V236H252ZM47 238V237H46ZM51 238V237H50ZM74 238V237H73ZM77 238V237H76ZM76 238H74V239H76ZM115 238H117V236L115 237ZM115 238H114V240H115ZM120 238V237H119ZM141 238V237H140ZM150 238V237H149ZM163 238V237H162ZM181 238V237H180ZM212 238V237H211ZM220 238V237H219ZM221 238H222V236H221ZM226 238H228V237H226ZM240 238V237H239ZM259 238H260V235H259ZM263 238V237H262ZM34 239H35V237H34ZM37 239V238H36ZM45 239V238H44ZM43 239V240H44ZM52 239H54V238H52ZM52 239L51 240H49V241H47L48 242V244L50 243V241H52ZM63 239V238H62ZM81 239V238H80ZM101 239V237L99 238V240ZM104 239V238H103ZM122 239V238H121ZM125 239V238H124ZM123 239V240H124ZM156 239V238H155ZM191 239H193V238H191ZM195 239V238H194ZM202 239V238H201ZM218 239V238H217ZM223 239V238H222ZM220 240V242L221 241H225V239H223V240ZM252 239V238H251ZM261 239V238H260ZM31 240H33V239H31ZM39 240V239H38ZM38 240H35L36 242L38 241ZM55 240V239H54ZM68 241H70L69 239H67ZM66 240V241H67ZM102 240V239H101ZM113 240V241H114ZM126 240V239H125ZM128 240H130V239H128ZM127 240V241H128ZM146 240V239H145ZM145 240H144V242H145ZM149 240V239H148ZM148 240H146V242L145 243H147V241ZM169 240V239H168ZM176 240H178V239H176ZM175 240V241H176ZM198 240V239H197ZM203 240H205V239H203ZM214 240H216V239H213V241ZM239 240V239H238ZM242 240V239H241ZM41 241V240H40ZM65 241V240H64ZM72 241V240H71ZM75 241H77V240H75ZM82 241V240H81ZM81 241H79L78 240V242H81ZM103 241V240H102ZM110 241V240H109ZM119 241V240H118ZM142 241V240H141ZM150 241L151 240H149V243H150ZM170 241V240H169ZM180 241V240H179ZM181 241L183 242V239H181ZM208 241V240H207ZM212 241V240H211ZM235 241V240H234ZM248 241V240H247ZM252 241V240H251ZM46 242V241H45ZM45 242H44V244H45ZM46 242V243H47ZM56 242V241H55ZM60 243H61V241H59ZM73 242V241H72ZM89 242H91V241H89ZM93 242L95 243V241H92V245H93ZM197 242H199V241H197ZM197 242H195V243H197ZM204 242V241H203ZM206 242V241H205ZM204 242V243H205ZM216 242V241H215ZM226 242H227V240H226ZM226 242H224L225 244H226ZM236 242H238V241H236ZM240 242V241H239ZM242 242V241H241ZM244 242V241H243ZM255 242V241H254ZM42 243V242H41ZM40 243V244H41ZM64 243V242H63ZM75 243V242H74ZM73 243V244H74ZM121 243V242H120ZM154 243V242H153ZM173 243V242H172ZM209 243V242H208ZM214 243V242H213ZM222 243V242H221ZM245 243V242H244ZM252 243V242H251ZM33 244V245H32ZM36 244V246H34ZM39 244V243H38ZM54 244V243H53ZM56 244V243H55ZM67 244H69V243H67ZM78 244V243H77ZM82 244H83V241H82ZM81 244V245H82ZM97 244H98V239H97ZM108 244V243H107ZM118 244H119V242H118ZM125 244V243H124ZM142 244V243H141ZM152 243H150V245H151ZM155 244V243H154ZM223 244V243H222ZM231 244V243H230ZM254 244V243H253ZM258 244V243H257ZM43 245V244H42ZM41 245V246H42ZM51 245V244H50ZM70 245H72V243L70 244ZM74 245H76V243L74 244ZM81 245H78V249L79 248H81V247H83V246H81ZM127 245L128 244H126L125 246H123V247H125V249H126V247H127ZM137 245H140V243L139 244H137ZM149 245V244H148ZM156 245V244H155ZM173 245V244H172ZM194 245V244H193ZM227 245V244H226ZM232 245V244H231ZM236 245V244H235ZM240 245V244H239ZM246 245V244H245ZM259 245V244H258ZM45 246V245H44ZM47 246V245H46ZM49 246V245H48ZM67 246V245H66ZM94 246V245H93ZM131 246V245H130ZM132 246H134V245H132ZM144 246V245H143ZM160 246V245H159ZM158 246V244H157V247H159ZM188 246V245H187ZM196 246V245H195ZM200 246V245H199ZM229 246V245H228ZM250 246V245H249ZM260 246V245H259ZM50 247V246H49ZM60 247H63V246H60ZM75 247V246H74ZM89 247V246H88ZM115 247V246H114ZM114 247H111V248H114ZM116 247H118V245L116 246ZM115 247V248H116ZM123 247H119L118 249L119 250H121V251H125V250H123ZM135 247V246H134ZM147 247V246H146ZM150 247V246H149ZM174 247V246H173ZM178 247H179V244H178ZM185 247V246H184ZM202 247V246H201ZM210 247V246H209ZM227 247V246H226ZM241 247V246H240ZM50 248H52V247H50ZM54 248V247H53ZM52 248V249H53ZM58 248V247H57ZM67 248H69V247H67ZM72 248H73V246H72ZM76 248V249H77ZM130 248V247H129ZM142 248V247H141ZM155 248H156V246H155ZM199 248V247H198ZM222 248V247H221ZM224 248V247H223ZM238 248V247H237ZM251 248V247H250ZM42 249V248H41ZM46 249V248H45ZM60 249V248H59ZM62 249H66V248H62ZM75 249V248H74ZM87 249V248H86ZM98 249V248H97ZM131 249H133V248H131ZM131 249H129V250H131ZM136 249V248H135ZM144 249V248H143ZM142 249V250H143ZM152 249H153V245H152ZM159 251H160V253H159V255L160 254H163L164 256H163V259H164V257L166 256V254L168 255V259H172V257H170L169 255V249H166V248H160L159 247ZM170 249H171V247H170ZM173 249V248H172ZM212 249V248H211ZM240 249V248H239ZM245 249V248H244ZM256 249V248H255ZM47 250V249H46ZM56 250V249H55ZM80 250H82V249H80ZM80 250H78V251H80ZM107 250V249H106ZM113 250H115V249H113ZM127 250H128V248H127ZM126 250V251H127ZM145 250V249H144ZM143 250V251H144ZM155 250V249H154ZM200 250V249H199ZM206 250V249H205ZM222 250V249H221ZM220 250V251H221ZM224 250L226 251V249L224 248ZM235 250V249H234ZM234 250H232L231 251V254L230 255H232L233 253V251ZM60 251H61V249H60ZM94 251V250H93ZM116 252H114V253H118V251L117 250H115ZM147 251V250H146ZM157 251H158V249H157ZM211 251V250H210ZM245 251H246V249H245ZM244 251V252H245ZM62 252V251H61ZM66 252V251H65ZM68 252V251H67ZM77 252V251H76ZM75 252V253H76ZM109 252V251H108ZM120 252V251H119ZM150 252V250H148V252L147 253H149ZM152 252V251H151ZM170 252H172L171 250H170ZM176 252V251H175ZM202 252H204V251H202ZM208 252H209V250H208ZM222 252H224V251H222ZM236 252H237V249H236ZM243 252V251H242ZM241 252V253H242ZM43 253V254H42ZM51 253H52V251H51ZM60 253V252H59ZM79 253V252H78ZM128 253V252H127ZM131 253H132V251H131ZM136 253H137V251H136ZM142 253V252H141ZM146 253V252H145ZM153 253V256L152 255H150V256H152L153 258H155L156 256V254L154 255V252H152ZM155 253H157V252H155ZM190 253V252H189ZM199 253V252H198ZM213 253L214 252H212V255H213ZM227 253V251L225 252V254ZM240 253V252H239ZM56 254V253H55ZM65 254V253H64ZM106 254V253H105ZM105 254H103V255H105ZM111 254L113 255V252L111 251ZM120 254H122V253H119V255ZM126 254V253H125ZM129 254H130V252H129ZM129 254H127V255H129ZM134 254V252L132 253V254H130V255H132V256H134L133 255ZM144 254V253H143ZM172 254V253H171ZM194 254V253H193ZM196 254V253H195ZM220 255H222L221 254V252L219 253ZM228 254V253H227ZM243 254V253H242ZM264 254V253H263ZM263 254H262V256H263ZM50 255V254H49ZM123 255V254H122ZM129 255V256H130ZM148 255V256H149ZM199 255H201V254H199ZM207 255H208V253H207ZM220 255H216V256H220ZM229 255V254H228ZM246 255V254H245ZM44 256V255H43ZM111 256V255H110ZM124 256V255H123ZM132 256H130V257H132ZM155 256V257H154ZM162 256V255H161ZM176 256V255H175ZM175 256H173V257H175ZM191 256H193V257H195V256H197V255H192V253H191ZM203 256H205V255H203ZM202 256V257H203ZM209 257H210V255H208ZM233 256H236V255H234L233 254ZM239 256V255H238ZM260 256V255H259ZM49 257V256H48ZM56 257H57V254H56ZM73 257V256H72ZM112 257V256H111ZM117 257H118V254H117ZM116 257V258H117ZM122 257V256H121ZM125 257L126 256H124V260H125ZM129 257V258H130ZM139 257H141V254L139 255ZM139 257H137V259H139ZM144 257H147L146 255L144 256ZM152 257H149V258H146L148 261H147V264H148V262H149V259L150 258H152ZM187 257V256H186ZM212 257V256H211ZM215 257V255L213 256V258H210V259H205V261L206 260H208V262H210V260H213L214 262L216 261V259L217 258H214ZM228 257V256H227ZM227 257H225V258H227ZM55 258V257H54ZM54 258H53V261H55L54 260ZM58 258H60V255H59V257ZM58 258H57V261H58ZM66 258V257H65ZM98 258H99V256H98ZM108 258L109 257H107V260H108ZM115 258V257H114ZM123 258V257H122ZM135 258V257H134ZM166 258V257H165ZM191 258V257H190ZM197 258H198V256H197ZM205 258V257H204ZM229 258V257H228ZM227 258V259H228ZM52 259V258H51ZM50 259V260H51ZM61 259H63V258H61ZM68 259V258H67ZM118 259V258H117ZM116 259V260H117ZM126 259H128V257L126 258ZM136 259V258H135ZM136 259V260H137ZM145 259V258H144ZM159 259H161L162 260V258H159ZM167 259V260H168ZM171 259H170V263H171ZM192 259V258H191ZM189 260V261H192V260ZM219 260H221L222 259V257H221V259H220V257L218 258ZM230 260H229V262L230 261H232V259H233V262H234V264H235V262H237V257H236V261H234V258H229ZM64 260V259H63ZM120 260H121V258H120ZM123 260V261H124ZM139 260H143L142 258H140ZM155 260V259H154ZM160 260V261H161ZM165 260V259H164ZM164 260H162L165 264H167V262H168V264H170L169 263V261H167V262H165ZM175 260H176V258H175ZM179 260L181 261V264H189L188 263V261H186L185 259H183V257H181V259L179 258ZM193 260H197V259H194L193 258ZM199 260H200V257H199ZM201 260H202V258H201ZM239 260V259H238ZM241 261H242V259H240ZM100 261V260H99ZM118 261H119V259H118ZM126 262L128 261V260H125ZM138 261V260H137ZM156 261L157 262H159L158 260H157V257H156ZM174 261V260H173ZM212 261V262H213ZM221 261H223V262H225V261H228V260H221ZM240 261V262H241ZM259 261V260H258ZM44 262V263H43ZM46 262H47V260H46ZM77 262V261H76ZM101 262V261H100ZM111 262V261H110ZM122 262V261H121ZM139 262V261H138ZM146 261H144L143 262V264L145 263ZM152 262V261H151ZM149 263V264H153V263ZM175 262V261H174ZM198 262V261H197ZM207 262V263H208ZM216 262H218V263H220V261H216ZM223 262H221V264L223 263ZM253 262V261H252ZM59 263H60V261H59ZM106 263V262H105ZM109 263V262H108ZM107 263V264H108ZM113 264H114V262H112ZM112 263H109V264H112ZM120 262H118L117 264H119ZM124 263V262H123ZM132 263H134V260H133V262ZM131 263V264H132ZM140 263V262H139ZM154 263H155V261H154ZM178 262H176L175 264H177ZM192 263V262H191ZM190 263V264H191ZM195 263V262H194ZM203 263H205V262H203ZM243 263H245V262H243ZM242 262H241V264H243ZM49 264H51V262L49 263ZM77 264V263H76ZM87 264V263H86ZM100 264V263H99ZM115 264H116V261H115ZM120 264H122V263H120ZM135 264V263H134ZM155 264H157V263H155ZM159 264H161V262H159ZM163 264V263H162ZM180 264V263H179ZM193 264V263H192ZM196 264H200L199 262L198 263H196ZM213 264H215V263H213ZM223 264H227V263H223ZM231 264H233V263H231ZM237 264V263H236ZM240 264V263H239ZM252 264V263H251ZM256 264V263H255Z\"/></svg>", "mask_w": 264, "mask_h": 264}]
</instances>
